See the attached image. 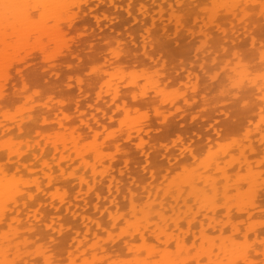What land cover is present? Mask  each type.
<instances>
[{"label": "rangeland", "instance_id": "1", "mask_svg": "<svg viewBox=\"0 0 264 264\" xmlns=\"http://www.w3.org/2000/svg\"><path fill=\"white\" fill-rule=\"evenodd\" d=\"M31 1H33L32 2L33 4L29 2V6H28L29 9H27L26 12H25V10L23 12V9L21 10V13H20V11H18V12L20 14L25 13L24 15H26L25 16L26 19L32 20L33 23L40 24L41 27L42 26L46 27L49 24L48 26H50V28H52L51 31L53 30L54 33H55V31L59 30L58 31V34H59V32L60 33H61V31L63 32V29H66V30H64V32H66L64 34V40L67 38L68 41L69 40L71 41L70 47H72L73 51H72V53H70V55H68L66 57L68 61L67 60L65 61V58H64V60H62V61L60 60L61 63H59L60 61H58V60L60 58L58 55L60 54L61 51H63V52L65 51L64 45L66 46L65 43L68 44L67 40H65V43H62V41H60L61 43L58 42L59 44L57 43V45H55V43L57 41L55 43L52 42L51 45L49 44L51 46L50 58L56 60V57L58 56L57 57L58 59L56 60V64L58 65L60 72H59V75H57V74H54L57 72H55V71L51 72L50 71V70L53 71L54 69L49 68V67H51V66H49V59H45V57L43 58L41 54H40V56H38V53L35 52L36 50L39 52V50L36 48L37 41H38V45H40V43L42 42V41L40 42L38 40L39 38H42V36L41 37L38 36L37 37L38 39H35V37L37 35H39V33H38L39 32L38 31L39 26L37 28L34 25H30L27 30L25 29L24 35L25 36L28 35L31 39V42L30 41L27 42V43H29V45H27V46H23L22 44H19L20 43V42L18 43V40H19L18 37L19 36L17 35V37H16V38H18V40H16L17 44H19L20 46L22 45L21 47H19V46L18 47L19 48L24 47V48H22V50L19 48H18V50L14 49L13 55H15V53H17V52H18V55L20 53H21V55H23V54L27 55L28 51H30L32 48H36V50H34V51L32 49V51H30V53L35 52L37 57L32 59L33 61H31V62H33V63L30 62L31 63L30 65L33 64L32 66L25 67L26 71L27 70L28 71H27V74H26V72H24V75L28 81L32 80L31 81L32 85H31V83H29V85H30L29 90L31 91V93L33 92V94H34L35 93L34 90H37L38 92H40V93H35L36 98H34V99H35V101L37 100V103L34 100L31 103L28 102L30 100L25 102L24 100H26V97L22 96L23 97V99H22L21 96H19V97L17 96V95H19V93H17L18 91H14L15 90V88H14L15 82H13L12 87L14 86L13 87L14 89L12 91L10 90L11 93L9 91H7V93H6L7 95L9 93V95H8L9 101L6 100V106L3 107L2 109H0V129H1L0 131H1V133L2 132L4 133V134L3 133L1 134V136H3L4 139L2 137L0 138V140L2 139L1 140L2 145L0 144V165L1 166L3 165V167H5V168H3L4 170H6L8 168V170H9L8 171L9 176L7 174L8 178L13 177V178H15L14 180L20 178V180L22 179V182L20 181L22 184L24 183L23 181L26 182L25 179L28 178L27 183H25L27 185L26 186L23 185L24 188H22V189H24L23 194H25V195L22 196V194H20V196H22V198L24 197L23 199L27 200L26 201L27 205H24V203H23V205H24V209H23L24 214L23 215L24 216L22 215V217H23L22 220H23V223L26 222L25 225L28 224V225H31L32 227L34 225L36 227V228L34 227L35 230H37L36 232L34 231V234L32 233L33 235H31V234L26 235L25 234V235H22V237H17L16 234L11 233L13 235V237H12V236H10L11 234L6 233L7 235L9 234L8 237H10V238L12 237V240H13L12 247L19 254L21 253V258H23L25 264H58V263L59 264H174V263L177 264L179 261L178 262L172 261L173 259H171V258H173V257H174V260L177 258L178 259L180 258L182 260L181 261L179 259L181 262H183V259L184 260L190 259L189 261L191 263L188 262V263H183V264H200V263L205 264L203 262H200V260H202V259H204V261L206 260L205 261L206 264H215V262H213V261H216V260H218L217 264H245V262L243 261V257L247 255L246 254L247 251L249 252L247 257L248 256L250 257V254L255 253L257 257L255 256V254L251 255V256H254V261L257 262V264H258V262H260L261 264H264V253L262 251V249H264L263 248L264 247V236H263L264 235V183H261L259 181V180L263 181V179H264V178L262 179V177H264V170L262 169V168H264V156H262V155H264V154H262V153H264L263 152L264 147L262 148V145L264 146V141L261 139L262 136L264 138V100H263L264 96L261 97L262 93L264 95V85H263L264 80L262 82L260 80L261 78L256 79V81L258 80L257 82L254 81V79L250 80L251 76L253 77L252 74L254 73V75H255L258 68H259L258 71L264 70V68H263L264 62L260 61V60L264 59L263 58L264 57V51L263 50L260 51V49H262V48L264 49V9L260 8L261 5H260V7L258 5V8H257L256 5H254L252 2H250L253 4V6L255 8L253 6L252 7L249 6L248 10L246 12V15H243V13L241 14L240 8H239L240 14L237 13L238 10L236 9L237 12L235 11L236 12L235 15H233V17L229 16L230 18L228 17L230 20L229 21L227 18L229 13H228V11L222 12V11H226V10L223 9L224 7H222V5L220 7V4H221L220 0H199V1L196 0V1H198L197 3H195L196 1H193V0H191V1L190 0H182V1L180 0L181 1L180 3L182 4V2H183V5L178 4L179 0H92V2H91V0L90 1L85 0L86 2H84V0H83V1H80L81 3H83V5L80 4L81 6H79V3H78L79 1L76 0V6L75 7H74L75 0H70L71 2H74V4H71V6H73V8L70 6V3H68V0H67L66 2L70 6L69 9H71V8L74 9L75 10L74 14L76 13V16L72 12L74 10L68 9V11H69L68 12V11H65L63 9L64 7L62 6L63 8H61V11H59L60 9L56 10V11L63 13L61 16V20L63 21V24H60V22H59L60 19L58 20V18L56 19L55 16L52 15L53 13L55 14V12H53V11H54V6L57 3H55L53 5V10H51L53 13H51L49 11L50 10L49 8H48L49 10L45 8L47 6H50L49 0H48L49 5H45L46 0H43L44 5H45V6L43 5L44 8L41 7L42 5L40 6L41 8L40 7L36 8V6H37L36 2L39 0H37L36 2H34V0H31ZM188 1L191 4H188L189 3ZM216 1H219V2L216 3ZM223 1H225V0H223ZM39 2H38V5H39ZM50 2L53 3L51 0H50ZM59 2H62V0ZM59 2H58V5L60 6L64 1L61 4H59ZM119 2H120V4H119ZM46 3H47V1H46ZM84 3H86L87 5L86 4L84 5ZM34 4H35V6L32 7V5H34ZM216 4H217V6H216ZM77 7L79 8V10ZM219 7H220V9H219ZM66 8H67V6H66ZM204 8H205L206 12L209 10L208 12H210V13L207 14L208 12L206 13L204 11ZM210 8L213 10L215 9V10L213 11ZM227 8L229 9V7H227ZM51 9H52V7H51ZM256 9H257V11H256ZM219 10H220V12H219ZM78 12L79 13L81 12V14H77ZM221 12L226 13L227 15L223 16V14L221 15ZM7 13L8 14L10 13L9 15H11V12H8V10H7L6 17L8 15ZM15 14H17V13H15ZM196 14H198L200 17H203V18L205 16L206 21L203 20V18L198 19V16ZM200 14L203 16H201ZM210 14L214 15L213 18ZM4 15H5V12H4ZM55 15L57 17L59 16L57 14H55ZM68 16H70V18H67ZM239 16L240 17L246 16V17L241 18L240 19L241 21L238 19L239 20L238 21L237 18ZM6 17H4V18H6ZM10 17H7V19H9ZM71 18L73 20L72 25H71V20H70ZM75 19H77V20L74 21ZM207 19L210 20L211 23H213V24L210 25L211 23ZM218 19H221V20L219 21ZM64 20H70V22L68 21L66 23V21H65V23H66L65 24L66 26H65ZM227 20L229 23L231 22L230 25H229V23L227 24ZM62 21H61V23H62ZM218 21H219L220 25H219ZM221 21H223V22H221ZM224 22H225V24H224ZM78 24H80V25L78 26ZM68 25H69V27H67ZM212 26H214V27H212ZM60 27H62V28H60ZM223 27L225 29H228L229 31L227 30V33H226V31L223 32L222 31ZM46 28H44V30ZM209 28H211L212 31L215 33V35H212L214 37V39L211 37V39H213L211 41L209 40L210 35L208 36V34H207V30L209 32H211V29H209ZM249 28H252L251 31L249 30L250 33L252 32L251 35H249L250 33L247 34V31H246ZM40 29L42 30V28H40ZM60 29H62V30L60 31ZM44 30H42V31L45 32ZM254 31H256L255 34H254ZM53 32H52V34H53ZM213 32H211L209 34H212ZM67 34L69 35V37ZM244 34H247V35H244ZM233 35H235L234 37H236L235 38L236 42L235 41L233 42V38H234ZM242 35L244 37H241ZM54 36H56V35H53V37ZM80 36L82 39L80 38ZM73 37H75V38H73ZM95 37H98L99 40H96ZM237 37L239 39L238 40L239 42L237 41ZM23 38H24V36L22 37V40H23ZM56 38H57V36H56ZM71 38H73L72 40L75 43H73ZM90 38H91V41H90ZM155 38H157V40H159L158 43H160V44H153V43H155V42H153V40ZM20 39H21V33H20ZM46 39L48 40L49 38L48 37L45 38L44 41H46ZM74 39H76V40H74ZM79 39H81V40L84 39L85 43H82L84 40L82 42H80ZM94 39H95L97 44L95 42H93ZM25 40H26V38H25ZM42 40H43V38H42ZM50 40H51V38H50ZM54 40L59 41V37L57 39H54V38L52 39V41H54ZM204 40H206V41L209 40L210 42L215 41L214 43L216 45L213 44V46L215 45L214 46L215 48L213 46H211V49H210L209 45L207 48H205L204 46L206 44H205ZM70 41H69V43H70ZM97 41H99V42H97ZM14 42H15V38H13L12 45L15 44ZM78 42H79V44H78ZM88 42L93 43L92 45L89 43V46L91 48L95 44L93 47L94 49L88 48L89 47ZM150 42H151V44H149ZM237 42L240 45L237 44L238 45L237 46L236 45ZM45 43H47V42H45ZM76 43H77V45L75 46ZM107 43L110 46H108V45L106 46ZM233 43H235V44H233ZM257 45H259L258 51L256 49ZM56 46H58V47H56ZM235 46H236V48H235ZM107 47H109V49ZM110 47L111 48L114 47V49L112 50L113 53H112V51L110 52V50H111ZM67 48L68 47L66 46V49ZM75 48L76 49L79 48V50L81 49V51L78 50L79 51L78 52L77 50H75ZM217 48H222V54L225 50V53H227V56H226V54L220 55L221 49L219 51V50H217ZM107 50H109V51H107ZM149 50H150V53H149ZM151 50H152V52H151ZM12 51H13V49H12ZM12 51H11V54L13 53ZM76 51H77V53H76ZM114 51L116 52L115 56H117V58L119 56L120 57H119V59H117V58L113 59L112 58L113 59V61H112L111 57H113L112 55L114 54ZM202 51L204 52V54L201 55V53H203ZM117 53H118V55H117ZM120 53L123 54L124 56L127 55L126 58L123 57V55H120ZM147 53L149 54V58L147 57V55H148ZM215 53H217V56ZM228 53L230 54V56ZM77 54L79 56H80V54H83L85 57L83 55H81L80 58H79V56L76 57L75 55H77ZM208 54H212V55H210V57L212 58V61L209 58ZM203 55H204V59H203ZM237 55H238V57L240 55H242L243 58L240 57V59H238ZM115 56H114V58H115ZM247 56H248V58H247L248 64L251 62L254 63L253 66H252V63L250 64V66L252 68L248 67L249 65L247 66V63L245 61ZM68 57H70V59H68ZM150 57H153V58H151L152 61H151ZM158 57H159V59H158ZM206 57H207V59H206ZM214 57H217V58H214ZM218 57H220L219 60H217ZM222 57H223V59L221 61ZM75 58H77V59L74 60ZM154 58H156L155 59L156 61L154 60ZM117 60L118 61L120 60L119 61L120 63L122 62L121 63L122 67H121V65L120 66L118 65L119 63L117 62ZM233 60H234V62H233ZM235 60L236 61L240 60V62H238V63H241V60L245 61V65L247 67L242 66V65H244V63H241V65L240 64H237V65L232 64V66H231V62L237 63ZM53 61L54 60H52L51 62H53ZM57 61H58V63H57ZM110 61H112L113 63ZM208 62H211V63L206 64ZM111 64L113 67L111 66ZM123 65H125V66H123ZM114 66H116V67L119 66L121 68H119V67L115 68ZM239 66H241L242 69H244L245 71L241 72V73L239 72L240 77L237 76V78H236L235 74H238L237 73L238 71H242V69ZM123 67H124V69H126V67L127 68L129 67V69L131 68L133 71H131V69H130V71L128 69L123 70ZM231 67L233 69L237 67V68H240V70H238L236 68V69H234V70H236L235 71L236 73L231 74L234 71V70L233 71L231 70L232 69ZM18 68H19V66H18ZM114 69L116 71H118V69H119L120 72L125 71V72H123V73H125V75H123V73L120 74L119 72H117L118 74H114V71H115ZM247 69L250 70V73L248 74L249 82L247 81L246 78L242 79L243 75L247 74V71H246ZM108 70L109 71L111 70L110 73ZM142 70H144V71H142ZM230 70L232 71L231 73L228 72ZM112 71H113V73H112ZM116 71H115V73H116ZM127 71L130 73H132V72L135 73L134 71H136L135 74H137V75L130 74ZM138 71H140V72L142 71L144 73H145V71H147V72L150 71V74L149 73L147 74V72L145 73V75L146 74L148 76L151 75L149 78L150 80H147L148 79L147 75H146L147 77L146 76L142 77L143 76L142 72H141L142 76L139 75L140 73ZM154 71H156L157 74L160 75V77H158V75L156 73H154ZM251 71H254V72L252 73ZM12 72L11 73L14 77L18 74L17 69H14ZM151 72L154 73V76H152ZM190 72L193 74H191ZM259 72L256 73L257 74L256 76L261 75V73L263 74L262 76H264V73H263L264 71L261 72L260 74H259ZM64 73H66L65 77H64ZM106 73L109 76L108 81H111V79L113 80L112 77H115L114 75L120 74L119 75L120 78H117V80L119 79L117 82L119 84L116 83L117 87L113 85L116 77L113 80V82L111 81V83H109L110 85L109 84L107 85L108 81L107 80L105 81V79H107V78H105V77H107ZM229 73L231 75H233V77H235V80L237 79L240 82L242 80L244 81L243 83H241L242 86H241V84L239 85L242 88L241 92H239L240 87L238 88V85H236L235 83H234L235 85L233 84L234 81H233V79H230V77L228 76ZM110 74H112V75H110ZM127 74L133 75V77L131 78L128 75L127 77H130L131 79L130 78L127 79L126 78ZM134 75L136 76L137 80L134 79L135 78ZM17 76L15 78H17ZM75 76H77V77H75ZM137 76L140 77L141 79L138 78ZM262 76H260V77H262ZM61 77H64V79H61ZM101 77H104V79L101 80ZM110 77H111V79H110ZM121 77H122V79H121ZM124 77H125V79H124ZM153 77H158V78L155 79ZM228 77H229V80L227 79ZM233 77H231V78H233ZM78 78H80V79H78ZM19 79L20 78H18L17 81ZM86 79H87V82H85ZM126 79L128 80V82H126L127 81ZM151 79H153L155 82H159V83H155L154 81H152V83L154 82L153 84L157 85L156 87H153L154 85L152 83H151L152 85L149 83V81L151 82ZM160 79H162V80H160ZM262 79H264V78H262ZM52 80L53 81L55 80V81L53 82ZM60 80H62L63 83ZM130 80H133L132 83L135 82L136 83L135 86H137V87L132 88L131 85H130L131 87L129 85H126V83L128 84L129 82H131ZM134 80H136V81H134ZM231 80H232V83H231ZM237 80L235 82H238ZM121 81H124L123 83H125V85ZM137 81H138V85H137ZM252 81L254 83H256V85L253 84ZM19 82H20V80H19ZM105 82H106V84H104ZM144 82L146 84H144ZM160 82L162 84H160ZM251 82L253 85L249 87V84L251 85ZM259 82H261V83H259ZM85 83L86 84L88 83L90 87L88 85H86ZM147 83H148V85H147ZM164 83H165V85H163ZM257 83H258V85H257ZM82 84H84V86ZM120 84L121 85L123 84V85L121 86ZM243 84L245 86H243ZM259 84H260L261 88L259 87ZM48 85H49V87L52 86V91H51V88L47 87ZM57 85L63 86V87L59 86L61 88L60 91L58 90L59 88L57 87ZM64 85L67 86V88L69 86V88L68 89L65 88ZM158 85L160 86V88L158 87ZM108 86H109V88H112V89H109ZM139 86H141V87H139ZM164 86H167V87H165V90H166V88H169V89H167V91L169 90L170 92L166 91L167 93H169V97L166 95L164 97V94H166V93H162V95L164 97L163 98L161 96V94L158 92V90L163 89ZM254 86H255V88H253ZM82 87H84V89ZM138 87L141 88L142 90L141 91L139 90V92L137 91V93H136V90L139 89ZM145 87H147V90ZM152 87H153V89H155L157 87L159 89L157 88L158 90L155 89V90L151 91L150 89H152ZM200 87H202V89ZM244 87H246V88H244ZM53 88L55 89L54 91L58 90V91H56L57 95L53 92ZM249 88L250 89L252 88L255 91H253L251 89L253 92L250 93ZM31 89H33V90H31ZM114 89H115V91H116V89L118 90V93L120 94L119 95L120 99H122V100H119V102L121 101L120 103H118V102L116 103V107H117V104L122 105V102H125L126 104H124V107L122 105L123 108H120L121 106L118 108H113V107H115V104L112 105L114 103V99H111V98L115 95ZM133 89L135 92L133 91ZM260 89H263V91H261ZM63 90H65V91L63 92ZM121 90H122L123 94L125 93L124 95L122 93H120ZM148 90H150V91H148ZM201 90H202V92H201ZM44 91H46V93H48V94L50 92L51 96L49 95L47 97L48 94L46 95ZM146 91L152 92L153 94H155L157 92L159 95V98H158V96H157L158 99L155 98V100L153 98H151V95H153L152 93H149L150 96H149V94H146V96L148 98L145 95L143 96L142 94L146 93ZM171 91L173 93L176 92V94L172 93L173 96L175 95L174 97L173 96L171 97ZM12 92H13V94L16 92L17 97H15L14 96L15 94L13 95ZM88 92H90V94H93V95L91 96L90 94H88ZM132 92H133V94L135 93L136 95L134 94L135 95L134 96L132 94ZM161 92H163V91H161ZM31 93H30V95H31ZM41 93L43 94V96ZM53 93H54V95H53ZM63 93H65V94H63ZM258 93H261V96H259ZM37 94H40V97L42 96L41 98L38 97V99H40V100L37 99V96H39ZM62 94H63V96H62ZM110 94H114V95L111 96ZM202 94L203 95L205 94V96H206L207 106L205 105L204 102L203 103L201 102V98H203ZM11 95H13V96H11ZM102 95H103V97H102ZM137 95L142 96V97H138ZM155 95H157V94H155ZM176 95H177V97H179L178 99L176 98ZM255 95H257V96L255 97ZM87 96H89V97H87ZM100 96L103 100L101 98L97 99V97H100ZM122 96H123L124 100H123ZM136 96H137V100H134L136 98ZM205 96H204V99H205ZM9 97H10V99H9ZM14 97L16 98L17 101L19 100L18 101L19 103L15 102ZM31 97H32V95H31ZM95 97H96V101H94ZM152 97H156V96H152ZM166 97H167V99H165ZM170 97L175 100L173 102H176V105L175 104L171 105L172 103H169L170 105L167 104V102L171 101V100L170 101L168 100V99H170ZM247 97L248 98L252 97L253 99H251V98L247 99ZM51 98H52V100H51ZM90 98H93V99H90ZM149 98H150V100L148 101L147 99H149ZM180 98H181V100H180ZM21 99H22V101H21ZM100 99L102 102L103 101H105V102L109 101L111 103L113 101V103H111V105L109 102H108V105L106 103L107 107L109 108L108 109L107 107H105L106 106V105H104L105 103H98L99 102L98 100H100ZM176 99L178 100V102ZM188 99H192L190 101L193 104H190ZM193 99H195V101H193ZM204 99L202 101H205ZM244 99H246V100H245V104L243 105ZM13 100L17 104H14ZM54 100H55V104H54ZM110 100H112V101H110ZM165 100H167V102H164ZM65 102H68V103H66L67 106L65 105ZM130 102H131V104H130ZM9 103H11V104H9ZM61 103L64 104V106ZM246 103L248 104L247 106H245ZM58 104H61V105H58ZM99 104L102 106H100ZM180 104L182 105L180 107L181 109H179V107L177 106V105L180 106ZM261 104H263V105H261ZM54 105H56V106L54 107ZM57 105L59 106V108ZM126 105H127V107L129 105L130 109H129V107L127 108ZM132 106H133L132 110H134V112L131 110ZM135 106H137V107L134 108ZM182 107H183V109H182ZM55 108H57V109H55ZM61 109H63V111L66 110V111H64V113H66V115H64V113ZM120 109H121V111H120ZM115 110L116 111L119 110V113H121V115L118 112H116ZM138 110L141 112H139ZM60 111H61V113H59ZM130 111H132V112H130ZM163 111L165 112V114H167L166 115L167 119H165V116L163 115ZM129 112L132 114L130 115ZM67 113L69 114V116L71 113V116L69 117V119L67 118L68 121H66V122L69 125L73 124L72 125L73 127L71 129L72 132L67 129L68 127H63L59 124V122L58 123L56 122V121H59V118L61 117L59 115H62V117L64 118L65 116L68 115ZM107 113H111V115L107 114ZM138 116L141 119H139V120L137 119V122L135 121L134 123H136L137 126H140L143 129L149 128V130L147 132L148 134L145 132L146 129L142 130L143 132L141 131V133L142 134L146 133L147 135H151V137L148 138L147 141L149 142V144L151 142H153L155 144V147H156L155 150H153L154 145L150 144L153 147L149 146V144L147 145L148 142L146 143V141H145L146 145L144 144V140H142V138H143V136H145V134H143V135L141 134L142 138L141 137L137 138L138 136H136L134 134V132H136V134H137V132L141 128L135 129L137 131L132 130V129H134L133 128L134 125H133V127H131L133 122L130 125L128 120L130 121V119H136V118H138ZM83 118L84 119L86 118L87 121L84 120ZM56 119H58V120H56ZM60 119H62V118H60ZM95 119H98L99 122L103 125V127H104V128L102 127L103 130H102V128H100L102 125L97 124V121ZM35 120L37 121V123ZM83 120L86 122H88V121L92 122V120L96 121V122L94 121L96 124L95 126H97V127L99 126L100 131L102 130L101 132H99V129H98V137L95 133H93L91 131V129L89 128L88 125H87L88 127L86 126V124ZM103 121H104V123H103ZM165 122H167L168 124H166ZM17 123L23 124V127L27 128V129L22 131L20 129L19 125L17 127V125H16ZM141 124H143V125H141ZM166 125L168 127H166ZM137 126H135V127H137ZM14 127L15 128L17 127V128L15 129ZM53 128H55V129H53ZM56 128H58V129H56ZM219 131H220V133H219ZM80 132H81V134L85 133V135L84 134L81 135ZM205 132H206L207 136L205 135ZM130 134H133L132 136L134 139H131ZM83 135H84L83 138H85L84 139L85 142L83 143V146L81 145V148L83 151V152L82 151L81 152L85 153V151H88V153L90 152V154H92V156L87 155L88 154L87 153V154L81 155V157L79 158L78 156L80 155L81 148H80V150H79V148L76 149L74 151V153L72 150L75 148L77 142H78L77 144L82 143L81 140H82ZM147 135L144 137L145 140L147 138ZM135 137L137 138V140ZM78 138H80L81 140L80 139H79L80 141L77 140ZM63 139L65 141H63V143H62L61 140H63ZM67 139L70 140L69 143H66ZM251 140L253 141V144L250 143ZM261 140H262V142H261ZM112 141H115V145L113 143V147L111 146V148H109L110 145L107 147V143L111 144ZM64 142L66 144H69V145H67L68 147H70V144H71L72 147H74V148H72V150H71V147L67 148V146L65 145ZM259 142L262 145L259 144ZM5 143H7V144L11 143L12 144V145L6 144V147L12 146L15 150H17V153H15V154L22 152L21 156L24 157L26 155L25 157H27L29 160L31 159L30 160L31 163H30L28 161V159L26 158L27 162H29L32 165V166L27 165V167H26L27 169L30 167L28 169V171L26 168H21V167H20L21 169L18 168L19 164H20L18 157H17V161H15L17 155L16 156H15V154L13 155V156H15V159L13 156L12 157L10 156L12 151L13 152H15V151L13 150L12 147L8 148V150L6 147L4 148L3 144H5ZM100 144L101 145L104 144L103 147H105V145H106L107 149L105 148V151L110 150V152H107V154L109 153L110 155L113 156L114 152H116L115 156H117L116 157L117 160H115V159L111 160L112 158L109 157V158H107L108 165L106 163V158L104 160L105 163H103L105 165L100 164L101 166L104 167V169H102V170H104L105 173H106V171H108V173H110V176L108 177L109 183H104L103 181H101V183L98 184L96 181L102 180L100 177H102L101 175L104 173V171H102L103 173L101 175L98 173L97 179L99 178V180H95L97 175L95 176L93 164L91 163L92 165H90V162L94 161L93 163L95 164V161L98 159V155H97L96 151H98V150L104 151L103 150L104 148ZM118 144L121 145V146L119 145V147H122V144L124 145L122 150L119 149ZM249 144L252 145V149H253V147L258 148V150H256L257 152L255 150H254L255 152L253 150H252L253 152L249 151L251 149V148L249 149V147L251 146ZM243 145H248V148L246 147L247 150L245 148L240 147ZM257 145H259V146H257ZM57 146H58V148H57ZM229 146H232V147L230 148ZM64 147H66L67 149L65 148L66 150H64ZM76 147H80V145L79 146L77 145ZM151 147H152V149H151ZM46 148H47V150L49 149L47 152H46ZM149 148L152 152L149 150ZM173 148H176V149H173ZM233 148H236L239 151L236 149H233ZM241 148L244 149L243 152L241 151L242 153H244L245 151L247 153L248 152H252V153L251 154L248 153L249 155L247 153H244L247 156L245 155V158H243L242 155H244V154H242V153L239 154ZM260 148H261V150H260ZM57 149H60V151H57ZM185 149L187 152L185 151ZM196 149H199L198 154H200V155L195 154L197 156V158L199 157V159H197V158L195 159L192 155L194 152H197ZM225 149H226V151H225ZM230 149L231 150L233 149V151L229 152L228 150H230ZM9 150H11V151H9ZM118 150H119V152H118ZM173 150L175 151L174 153H173ZM156 151L159 154L156 153ZM224 151H225V153H224ZM9 152H11V153H9ZM38 152L43 157L37 156L36 153L39 154ZM169 152L171 153V156L169 155ZM219 152L221 155L219 154ZM103 154L105 155V153H103ZM172 154H175V155H172ZM232 154L234 156H232ZM167 155H169V157L173 156L172 158L175 160V162H174L175 166L173 164L174 160L172 161V159H171L172 162L169 161L170 159L168 158ZM237 155H238V158H237ZM239 155H241V157L243 159L240 158ZM119 156H120V158H119ZM153 156H154V158H153ZM188 156H189V158H188ZM224 156H225L226 160L223 161L222 158L225 159ZM256 156H258V157H256ZM126 157H128V159ZM174 157H176L177 161L180 160V161H178V163H180L181 160H183L182 163H180V166L176 165L177 161ZM182 157H183V159H182ZM186 157L189 160L188 159L184 160V158L186 159ZM12 158L14 159V161ZM118 158L120 159L119 161H118ZM252 158L253 159H255V158L260 159V161H258V162L259 163L261 162V165L256 160H255V162L254 161L252 162L251 161V160H253ZM79 159H80V161H78ZM227 159H228V161H227ZM229 159L231 161H229ZM249 159H251V160H249ZM214 160H216V162H214ZM116 161H118V162H116ZM120 161H122V162H120ZM123 161H126L129 164L126 162L123 163ZM167 161L170 162V165L172 164L171 167H170V165L169 166L167 165V163H168ZM186 161H188V163ZM15 162H18L19 164L15 165L14 164ZM163 162H165V163H163ZM184 162H186L187 164ZM222 162H224V163L226 162V165ZM228 162H229V164L231 163L233 165L230 166L229 164H227ZM183 163L185 164L184 166L182 165ZM221 163H222V167H224L223 165L226 166L224 171H225V173L229 172L230 176L227 173L229 176V179L227 178L226 174L223 175L224 173L221 172L223 170L222 168H221V171L219 170L221 172V174L219 171L214 172L215 175H214V173H212L214 171V170H211L214 168V167L212 168L213 164H215V165L217 164L216 166H219L218 164H220V167H221ZM256 163H258L259 165ZM200 164H202V166L210 164V166H208V168L210 167V169L206 168V170H204V171L208 170L207 172L210 173V175L207 172H205L204 174H206L207 177H208V175H209V177L210 176H212V177L214 176V177L213 178L210 177L211 179L210 178L207 179V177L204 176L205 178L202 177V178H204L203 179L204 181L202 182L201 180L200 181L198 180V179H201L200 176L198 178L194 176L195 178L193 177L192 180H190V181H192L191 182L192 186H189V189H188V188H186L187 185H185V188L187 190H185V189L183 190V191H185V193L187 195H189L186 197V198H188L187 200H186V198H185V200L183 199L184 198L183 196H185L183 191L182 192L181 191L176 192L177 191L176 188L174 189V191H171L172 188H174V187H171V185L176 186L174 182H177V181L183 179V177L182 178L179 177L180 173H181V176L182 175L185 176L189 172L187 170H195L196 169L195 167H197L200 170V168L201 169L203 168L202 166L201 167L197 166ZM100 165H98L99 167L96 165V169H99V171L101 172V170H100L101 166ZM255 165H256V167H255ZM150 166H152V168ZM228 166H230V167H228ZM234 166H238V169H237V167H234ZM241 166L244 168L245 171L248 172V173L247 172H245V173L249 174V176H250L249 172H252L251 173L252 175H254L256 173L254 175L256 177V179L259 178L258 176H260V179L259 180L257 179L258 182H256L255 185L248 186L249 183H246V182H251V180L250 179L248 180L249 176L245 175V173H242V176L238 175V173H240V175H241V172L243 171V168L241 169ZM32 167L35 169L34 171H33ZM172 167H173V169H172ZM239 168L241 169V171ZM214 169L217 170L219 168H214ZM209 170H210V172H209ZM232 170L234 171L233 174H232ZM24 171H25V173H24ZM36 171L38 174L36 173ZM171 171H173V173ZM49 172L52 174L53 180L49 179L50 177L49 178L47 177V174ZM196 172H197V170H196ZM196 172H195V175H197L199 173V172H197V174H196ZM201 172L202 171H200V173ZM190 173H192V171H190ZM235 173H237V174L235 175ZM34 174H35V176H34ZM216 174L217 175L219 174L217 180L218 181L223 180L222 181L223 184L222 183L219 184L221 181H219V183L216 181ZM23 175H25V177L21 178V176H23ZM83 175L85 176L86 182L82 178ZM156 175L159 177H157ZM164 175H166V177H168V178H164L163 177ZM177 176H178L179 180L178 179L176 181L173 180V179H176ZM219 176L222 178H219ZM246 176H248L247 179H246ZM35 177H37L38 180L35 179ZM231 177H233L232 178L233 180L236 178V180L234 182L235 184L233 183L232 179H230ZM13 178H11V179H13ZM41 179H42V181H41ZM121 179H123V182L121 184L119 183L120 186H118L114 191L111 188V182L113 180L119 181ZM156 179H157V181H156ZM205 179H207V180H205ZM33 180H35V181H33ZM160 180H161V182H159ZM239 180H240V182H239ZM241 180H243V181L246 180V181H245V183H242ZM31 181H32V183H31ZM40 181L42 182L41 185H40ZM51 182H52V184H51ZM206 182L211 183L214 186L220 185V187H215L216 191L214 190V193L211 191V195H210V194L205 193V192H209L210 190H213V188L208 190L209 189L208 185H209V187L211 185L206 183ZM228 182H229V184L232 182V184L235 186L233 187L232 185H229ZM237 182L241 183L244 186H242L241 184L236 185ZM201 183L202 184L205 183L204 185L207 186V189L203 192L201 190H200V192L197 190L198 193L196 190H195L196 191L195 192L194 189L196 187L197 188H204L201 185ZM194 185L196 187L194 189H190V187L192 188ZM182 186H177V189L179 188V190H180V187L183 189L184 187H182ZM231 186L234 188V190L232 189ZM238 186H239V188H238ZM25 187H30V188H28V190H30V191H28L27 188H25ZM161 187L162 188L164 187L165 189H162ZM235 187L238 189H235ZM157 188H159V189L157 190ZM149 189H151L150 193H152V194H153V192L157 191L155 195L153 194L155 197L152 194L151 195L153 198L151 197V195H150V197L148 196L147 191H149ZM25 190L27 191V194L29 193L28 196H26L27 194H26ZM163 190H165V191H163ZM220 190L222 192H224V194H227V192H228L229 194L231 193L232 195L231 194L230 195L229 194L224 195L220 192ZM239 190H240V192H238ZM241 190H242V192H241ZM134 192H136L138 194V195L136 194V196L139 197L138 199H140L138 201L140 203H137V201H136L135 204L136 203L139 204L142 209L137 204L135 206H136V208H137V206L139 207L138 211L140 212V214H142V213L144 214V217H141V219L139 218L140 220H137L139 216L135 217V215L137 216L140 214H138V211L137 212L135 211L137 209L134 208L132 201L128 198V195H134ZM217 192H219L222 195H219V193H217ZM101 193H104V194H101ZM116 193H118V194H116ZM196 193L197 194L200 193L199 195H201V193H202V195L204 197H201V196L196 197L197 195L196 196L194 195ZM241 193H243V195ZM56 194L58 195V198H57V196H55ZM100 194L104 197L100 198L99 197ZM182 194H184V195L182 197H180ZM206 194H207V196H206ZM238 194L240 195L239 197H241V198H239V199L240 200L242 199L241 200L242 202L237 201V200H239L238 196H237ZM244 194L247 196V198H245ZM162 195H164V196L162 197ZM29 196H30V199H32V201L30 200L31 202L28 201V199H26ZM59 196H65V197H63L61 199ZM89 196H90L89 200H91V202H90L91 206H90V204H88V206H87V202H86V198H88ZM92 196H93V198H91ZM231 196H233V197L237 196V200H235L236 198H233ZM242 196H244V197L242 198ZM207 197H208V199H207ZM230 197L232 198V200H230ZM59 198H60V200H63L66 198H68V199L64 200V202L63 201L60 202L58 200ZM156 198H160V199H158V201L159 200L160 201L158 202ZM225 198H227L229 200L227 201V199H225ZM19 199H20V197H19ZM151 199L154 201V204H153ZM154 199H156L157 203H155ZM163 199H164L166 204L164 202L161 204ZM193 199H196V200H193ZM245 199L246 200L248 199L247 202H245L246 201ZM7 200H8V198H7ZM102 200H104V201H102ZM150 200L152 203L151 207H149L150 206V204H149V206H148L149 209L145 208V210L147 212L146 215L148 216L147 217L145 215L146 212L144 211V206L146 203L148 204V202ZM72 201L73 202L77 201V203L74 202V204H72L73 203ZM183 201H184V203H183ZM188 201L193 202L192 204L194 206L192 204H190V202L188 205ZM231 201H233V202H231ZM235 201L238 204H236ZM5 202H6V200H5ZM142 202H144V203L146 202V203L142 204ZM9 203H10V201H9ZM9 203H7V204L9 205ZM70 203L72 205H70ZM80 203L82 204L81 207H84V209L86 210L85 211L86 214H87V212H88V214L90 212H92L94 218H95V216H97L96 219H98L99 221L100 220L102 221V218H103V222H100L101 225L98 224V222H94L93 226L91 225L92 227H90L87 223H85V220L83 218H81L82 214L79 210V207L81 205ZM169 203L170 204L172 203L174 206H172V204L170 205ZM178 203H180V204L182 203L183 205L179 204L180 206L179 205L176 206L175 204H178ZM240 203H242V204H240ZM11 204L12 203H10L9 206H11ZM19 204L22 205V203H19ZM58 204H60V205H58ZM77 204L78 205L80 204V205L76 206ZM141 204L143 206H141ZM163 204H165V205L163 206ZM23 205L21 207H23ZM30 205H32L33 208ZM166 205H167V207H166ZM232 205H234V207ZM14 206L15 205H13V207ZM25 206L27 207V209H29V208L30 209L29 210L25 209L26 208ZM73 206L75 207L76 211L80 212V214H81L80 216L76 215V211H74L73 209H71V211H70V208L71 207L73 208ZM162 206H163V209L165 211L163 209H161ZM190 206L192 207L191 210L189 209ZM154 207H156L159 210L158 211L155 208V212H154L155 214H157L156 212H158L160 214V211H164L166 214H164L163 216L161 214L160 215L159 214H157V215L152 214L153 212L151 210L154 211ZM12 208H10V210L13 212V214L16 213L15 211H17V209L14 210ZM184 208H186V210H184V212H182L181 209H184ZM84 209H83V211H84ZM179 209H180V211H179ZM10 210H9V212H10ZM25 210H27L26 211L27 217H25V213H26ZM228 210H229V213H228ZM247 210H248L247 213L251 212L252 215H250L251 213L246 214L245 212ZM33 211L35 214H32ZM81 211H82V208H81ZM58 212H59V214H57ZM164 212H162V214ZM196 212L197 213L199 212L198 215H196ZM92 213H90V214H92ZM194 213L196 216L194 215ZM203 213H205V214H203ZM13 214H11V215H13ZM36 214H37V217L40 215L41 216L46 215V217L48 216L49 218L45 217L46 218L45 221H43V222L41 221V223H40V222H37ZM94 214H96V215H94ZM102 214L103 215L107 214V215L103 216ZM185 214H187V215H185ZM230 214H232V217H230L231 216ZM193 215H194L193 218H196V222H193V219L190 220L191 216H193ZM44 216L42 218H44ZM100 216H101V219H99ZM197 216H199V218H198L199 220L197 219ZM124 218H126V219H124ZM220 218H221V220H220ZM115 219L119 222V224H121V222L123 221L122 224L116 225L118 222ZM42 220H44V219H42ZM7 221L9 223L13 222L10 219H8ZM144 221H146V222H144ZM8 222H7V224H8ZM2 223H4V222H2ZM2 223H1V225H2ZM5 223H6V221H5ZM7 224H5V226H2V227L0 226V229L4 230L5 228H8L6 230H9L11 232V229H14L15 227L9 229L10 226L7 227L6 226ZM51 224L53 225L52 227H51ZM15 225H16V223L14 224V226ZM54 225H56V226H54ZM54 227L56 228V231L59 227L61 228L60 230H62L63 228H66V229L62 230L64 232V234H63V232H59V230H58V232H56ZM256 227L259 228V230L261 231L260 235H258V234L255 235V233H254L255 229L254 228H256ZM74 228H75V230H74ZM234 228H237L238 231L239 230H241V231L238 233V231H235ZM249 230L251 231L250 233L247 232ZM9 231H6V232H9ZM39 231H41V232H39ZM78 231H81V232H78ZM204 232H205V234H208L210 237H212V239L214 241L212 239L209 240L210 239L209 236H204ZM2 233H5V232L3 231ZM79 235L81 237L80 240L78 239ZM176 236H178L177 238H179V239L181 236V241H183L182 247H181L180 241H177ZM203 236H204V239H203ZM230 237L233 238L234 241L238 240L237 243L239 241H241L244 244L242 246L241 242L238 243V244H240V246L238 245L239 248L241 247L242 250L247 249V248H249V249L244 251L243 252L244 254L239 255V253H237L238 252L237 251L238 246L233 241V243H235V245L237 246V248L234 251H237V252H235L236 254H234V252H233L231 255V251L229 250V247L231 244L229 245L227 243L228 239H230ZM260 237H262V239H260ZM206 240H208L209 242ZM217 240H220L221 242L227 243L225 245H228L229 247L226 246L228 249L226 252L225 251L223 252L224 244H222V243L219 244L220 241L218 242ZM210 241H212V242H210ZM216 241L218 243L213 244V242H216ZM211 244H213V246H209ZM185 245L188 247H186ZM235 245L232 244L231 249ZM245 245H246V247L247 246L248 247L245 248L244 247ZM190 246H193V247H190ZM169 247H171V248H169ZM183 247L185 249H182ZM189 247H190V249H189ZM210 247H212V248L209 251L208 249H210ZM221 247H222V249H221ZM217 248H219V249H217ZM179 249L181 250V254H183L182 250L185 251L184 256L186 255L185 256L186 258L182 257V255H180ZM186 249H188L190 251H188ZM224 249H225V247H224ZM259 249H261L260 250L261 252L257 253V251ZM213 251H214V253H213ZM188 253H189V255H188ZM175 254H177V255H175ZM237 254L239 256L236 258L235 256H237ZM149 256H153V258H150ZM209 256H212V258H214L216 260L211 261L212 258L211 257L208 258ZM231 257H233V258H231ZM256 258H258V259H256ZM181 262H180V264H181Z\"/></svg>", "mask_w": 264, "mask_h": 264}, {"label": "bare ground", "instance_id": "2", "mask_svg": "<svg viewBox=\"0 0 264 264\" xmlns=\"http://www.w3.org/2000/svg\"><path fill=\"white\" fill-rule=\"evenodd\" d=\"M36 1H37V0H34V2H36ZM39 1H40V2H39ZM39 1L36 2V4H37L36 8L40 7L41 5H42L41 7H43V5H44V1H43V0H39ZM46 1H47V3H46ZM46 1H45V5H49V4H50V6H47V7H45V8H46V9L49 8L50 10H49V9H48V10H49L51 13L55 12V14L59 15V16L57 17L54 13L52 14L53 16H55L56 19H57V18H58V20L60 19V20H59L60 24H63V21L61 20V16H62L63 13H62V12H59V11H61V8H63V7H64L63 9H64L65 11H68L69 7L71 6V4H74V2H71L70 0H68V3H70V6H69L68 3L66 2L67 0H62V2L64 1L63 3H62V2H59V1H61V0H59V1H58V0H51V1L53 2V3H51L50 0H49V4H48V0H46ZM56 1H57V2H56ZM77 1H79V2H78V3H79V6L83 5V3L80 2V1H83V0H77ZM88 1H90V0H88ZM88 1H87V2H88ZM181 1H182V0H181ZM181 1L179 0V2H178L179 5L181 4V3H180ZM190 1H191V0H190ZM193 1H196V0H193ZM198 1H199V0H198ZM198 1H196L195 3H197ZM29 2L32 3L33 1H31V0H0V109H2L3 107L6 106V100L9 101V100H8V95H9V93H8V95H7V94H6L7 91H9V92L11 93V91H12L14 88H15L14 91H18L17 93H19V95H17L18 97L21 96L22 99H23L22 96L26 97V100H24L25 102L28 101V100H30V101H28V102H30V103H31L33 100L35 101V99H34V98H36L35 93H40V92H38L37 90H34L35 93H34V94H33V92L31 93V91L29 90V88H30L29 83H31L32 80H31V81H28L27 78H26L25 75H24V72H26V74H27V71H28V70L26 71L25 67H27V66H32V65H33V64L30 65V64L33 63V62H31V61H33L32 59H34V58L37 57V56H36V53H38V56H40V54H41L43 58L45 57V59H49V66H51V67H49V68H50V69H54L53 71H52V70H50V71H51V72H54V71H55V72H57V73H54V74L59 75V72H60V71H59V67H58V65L56 64V60L58 59L57 57L59 56V58H60L58 61H60V60L62 61V60H64V58H65V61H66V60H67L66 57H67L68 55H70V53H72V51H73L72 47H70V46H71V45H70V44H71V41L69 40V41H70V43H69L68 39L66 38L65 40H67V42H68V44H67V43H65V40H64V34L66 33V32H64V30H66V29H63V32H64V33L61 31L62 29H60L61 33L59 32V34H58V31H59V30H57V31H55V33H56V34H55V33L53 32V30L51 31L52 28H50V26H48L49 24L46 26L47 28L44 27V26L41 27L40 24H38V23H33L32 20H30V19H26V17H25L26 15H24L25 13H24V14H20L22 9H23V12H24V10H25V12H26L27 9H29V7H28V6H29ZM38 2H39V5H38ZM42 2H43V3H42ZM58 2H59V4H61V3H62V4L59 6V5H58ZM84 2H86V1L84 0ZM91 2H92V0H91ZM188 2H189V1H188ZM217 2H219V1H216V3H217ZM220 2H221L220 7H221V5H222V7H224L223 9L226 10V11H222V10H221V11H222V12H227V11H228V13H229L228 16H227V18H228L229 16H230V17H231V16L233 17V15H235V13L237 12V10H238L237 13L240 14V12H241V14L243 13V15H246V12H247V10H248V7H249V6L252 7L253 4L256 5L257 8H258V5H259V7H260V5H261L260 8H261V9H262V8L264 9V0H225V1H223V0L221 1V0H220ZM250 2H252L253 4L250 3ZM254 2H255L256 4H255ZM40 3H41V4H40ZM55 3H57V4L55 5L56 7L54 6V11L52 12L51 10H53V5H54ZM193 3H194V2H193ZM193 3H192V4H193ZM213 3H214V2H213ZM32 4H33V3H32ZM65 4H66V5H65ZM80 4H81V5H80ZM85 4H86V3H84V5H85ZM119 4H120V2H119ZM188 4H191V3L189 2ZM45 5H44V6H45ZM86 5H87V4H86ZM181 5H183V2H182ZM214 5H215V4H214ZM34 6H35V4L32 5V7H34ZM58 6H59V7H58ZM62 6H63V7H62ZM66 6H67V8H66ZM75 6H76V0H75L74 7H75ZM216 6H217V4H216ZM27 7H28V8H27ZM41 7H40V8H41ZM51 7H52V9H51ZM71 7L73 8V6H71ZM181 7H182V6H181ZM220 7H219V9H220ZM227 7H229V9H228ZM253 7H254V6H253ZM36 8H35V9H36ZM43 8H44V7H43ZM65 8H66V9H65ZM72 8L69 9V10H74V9H72ZM77 8H78V7H77ZM239 8L241 9L240 12H239ZM254 8H255V7H254ZM260 8H259V9H260ZM35 9H34V10H35ZM57 9H60V10H59V11H56ZM75 9H76V8H75ZM82 9H83V8H82ZM206 9H207V8H206ZM210 9H211V8H210ZM221 9H222V8H221ZM236 9H237V10H236ZM4 10H5V11H4ZM7 10H8V12H11V15L13 14V15L11 16V15H9L10 13H9V14L7 13V14H8L7 17H10V16H11L9 19H7V17H6V12H7ZM78 10H79V8H78ZM80 10H81V9H80ZM207 10H208V9H207ZM211 10H213V9H211ZM214 10H215V9H214ZM214 10H213V11H214ZM18 11H20V13H19ZM65 11H64V12H65ZM204 11L206 12L205 8H204ZM208 11H209V10H208ZM208 11H207V12H208ZM235 11H236V12H235ZM256 11H257V9H256ZM4 12H5V15H4ZM68 12H69V11H68ZM70 12H71V11H70ZM72 12H73V14H74L75 10L72 11ZM72 12H71V13H72ZM205 12H204V13H205ZM207 12H206V13H207ZM216 12H217V11H216ZM219 12H220V10H219ZM222 12H221V15H222V14H223V16H224V15H225V16L227 15L226 13H222ZM15 13H17V14H15ZM51 13H50V14H51ZM206 13H205V14H206ZM209 13H210V12H208L207 14H209ZM213 13H214V12H213ZM244 13H245V14H244ZM77 14H81V12H80V13L78 12ZM23 15H24V16H23ZM74 15L76 16V13H75ZM196 15L198 16V19H199V18H203V17H200L198 14H196ZM200 15H201V14H200ZM210 15H211V14H210ZM77 16H78V15H77ZM201 16H203V15H201ZM211 16H212V18H213L214 15L212 14ZM223 16H222V17H223ZM241 16H242V15H241ZM4 17H6V18H4ZM230 17H229V18H230ZM245 17H246V16H245ZM245 17H240V16H239V17L237 18V20H238V19L240 20L241 18H245ZM67 18H70V16H68ZM73 18H74V17H73ZM219 18H220V17H219ZM224 18H225V17H224ZM224 18H223V19H224ZM229 18H228V20H229ZM10 19H11V20H10ZM12 19H13V20H12ZM81 19H82V18H81ZM70 20H71V25H72V22H73L72 18H71ZM70 20H64V25H65L68 21L70 22ZM76 20H77V19H75L74 21H76ZM203 20L206 21L205 16H204ZM207 20H208V19H207ZM212 20H213V19H212ZM218 20L220 21L221 19H218ZM224 20H225V19H224ZM228 20H227V24L229 23ZM234 20H235V19H234ZM239 20H238V21H239ZM61 21H62V23H61ZM65 21H66V23H65ZM154 21H155V20H154ZM208 21H210V20H208ZM219 21H218V23H219ZM229 21H230V20H229ZM240 21H241V20H240ZM80 22H81V21H80ZM221 22H223V21H221ZM225 22H226V21H225ZM225 22H224V24H225ZM232 22H233V21H232ZM81 23H82V22H81ZM208 23H209V22H208ZM210 23H211V21H210ZM230 23H231V22H230ZM230 23H229V25H230ZM212 24H213V23H211L210 25H212ZM30 25H34V26L37 27V28H38V26H39V28H38V31H39L38 33H39V35H37V34H38V33H37V34H36L37 36L35 37V39H38V38H37L38 36H39V37L42 36V38H43V40H42V38H39V39H38L40 42L42 41V42L40 43V45H38V41H37V43H36V45H37L36 48L39 50V52L36 50V48H32L33 51L36 50V51H35L36 53L34 52L35 54H34V53H30V51H32V49H31L30 51H28L27 55H25V54L21 55V53L18 55V52H17V51H16L17 53H15V55H13V54H14V49H17V50H18V48L21 47L22 45H23V46H27V45H29V43H27V42H29V41L31 42L30 37L27 35V36L29 37V38H28L27 36L24 35V33H25L24 31H25V29L27 30L28 27H29ZM64 25H63V26H64ZM79 25H80V24H78V26H79ZM207 25H208V24H207ZM219 25H220V23H219ZM63 26H62V27H63ZM65 26H66V25H65ZM62 27H60V28H62ZM67 27H69V25H68ZM212 27H214V26H212ZM40 28H42V30H44V28H46V29L44 30L45 32H43ZM63 28H64V27H63ZM215 28H216V27H215ZM221 28H222V27H221ZM23 29H24V30H23ZM39 29H40L41 31H40ZM49 29H50V30H49ZM209 29H211V28H209ZM251 29H252V28H249V29L246 30V31H247V34L250 33L249 30L251 31ZM253 29H254V28H253ZM213 30H214V29H213ZM215 30H216V29H215ZM227 30H228V29H225V28L223 27V30H222V31H223V32L226 31V33H227ZM254 30H255V29H254ZM22 31H23V32H22ZM67 31H68V30H67ZM75 31H76V30H75ZM228 31H229V30H228ZM52 32H53V34H52ZM208 32H209V31L207 30V34H208V36L210 35L209 40L211 41V40L214 39V37H213L212 35H215V33L212 31V29H211V32H213L214 34H213V33H212V34H209V33H211V32H209V33H208ZM255 32H256V31H254V34H255ZM20 33H21V39H20ZM40 33H41V34H40ZM195 33H196V32H195ZM251 33H252V32H251ZM251 33H250L249 35H251ZM22 34H23V35H22ZM197 34H198V33H197ZM247 34H244V35H247ZM254 34H253V35H254ZM17 35L19 36L18 38H19L20 41L18 40V38H16ZM49 35H50V36L52 35V36L50 37ZM53 35H56L57 38L59 37V41H58V40H54V41H52L53 38H54V39H57L56 36L53 37ZM67 35H68V34H67ZM92 35H93V34H92ZM194 35H195V34H194ZM229 35H230V34H229ZM23 36H24V38H23V40H22V37H23ZM77 36H78V35H77ZM234 36H235V35H233V37H234ZM237 36H238V35H237ZM47 37H48L49 39H48V40L46 39V41H44L45 38H47ZM52 37H53V38H52ZM68 37H69V35H68ZM78 37H79V36H78ZM211 37H212L213 39H211ZM233 37H232V38H233ZM238 37H239V36H238ZM238 37H237V41L239 40ZM241 37H244V36L242 35ZM13 38H15V42H14L15 44L12 45ZM25 38H26V40H27V39H28V40L26 41ZM50 38H51V40H50ZM73 38H75V37H73ZM73 38H71V40H72ZM80 38H81V36H80ZM95 38H96V40H99L98 37H95ZM235 38H236V37L233 38V42L235 41ZM40 39H41V40H40ZM62 39H63V40H62ZM81 39H82V38H81ZM81 39H79L80 42H82V41L84 40V39H83V40H81ZM85 39H86V38H85ZM155 39H156V40H155ZM155 39H154L155 41L152 39L153 42H155V43H153V42H152V43H153V44H160V43H158L159 40H157V38H155ZM16 40H18V43L20 42L19 44H22V45L20 46L19 44H17V41H16ZM24 40H25V41H24ZM74 40H76V39H74ZM92 40H93V39H92ZM105 40H106V39H105ZM209 40H207V41L204 40V42H205V44H206L204 47L207 48L208 45H209V48L211 49V46H213V44H215V43H214L215 41L210 42ZM11 41H12V42H11ZM56 41H57V42H56ZM60 41H62V43H65L66 46L68 47V48L66 49V46L64 45V49H65L66 52H65V51H64V52L61 51L60 54L56 57V60L50 58V52H51V50H50V49H51V46H50V45H51V43H52V42H54V43L56 42L55 45H57V43L60 42ZM72 41H73V40H72ZM77 41H78V40H77ZM87 41H88V40H87ZM87 41H86V42H87ZM90 41H91V38H90ZM10 42H11V43H10ZM45 42H47V43H45ZM93 42L96 43L95 39H94ZM97 42H99V41H97ZM106 42H107V41H106ZM156 42H157V43H156ZM235 42H236V41H235ZM238 42H239V41H238ZM238 42L236 43V45L239 44ZM60 43H61V42H60ZM73 43H75V42L73 41ZM82 43H85V40H84ZM89 43H90L91 45L93 44V43H91V42H88V46H89ZM210 43H211V44H210ZM216 43H217V42H216ZM16 44H17V45H16ZM49 44H50V45H49ZM58 44H59V43H58ZM78 44H79V42H78ZM96 44H97V43H96ZM149 44H151V42H150ZM233 44H235V43H233ZM48 45H49L50 47H49ZM76 45H77V43L75 44V46H76ZM86 45H87V44H86ZM94 45H95V44H94ZM94 45H93V47H94ZM107 45H108V43L106 44V46H107ZM147 45H148V44H147ZM215 45H216V44H215ZM215 45H214V46H215ZM217 45H218V44H217ZM239 45H240V44H239ZM15 46H16V47H15ZM18 46H19V47H18ZM53 46H54V45H53ZM53 46H52V47H53ZM58 46H59V45H58ZM58 46H56V47H58ZM108 46H110V45H108ZM148 46H149V45H148ZM156 46H157V45H156ZM214 46H213V47H214ZM237 46H238V45H237ZM258 46H259V45H257V48H256L257 51L259 50V49H258V48H259ZM54 47H55V46H54ZM93 47L91 48V47L89 46L88 48H89V49H90V48H91V49H94ZM216 47H217V46H216ZM227 47H228V46H227ZM11 48L13 49V51H12ZM22 48H24V47H22ZM22 48H19V49L22 50ZM73 48H74V47H73ZM107 48L109 49V47H107ZM110 48H111V47H110ZM214 48H215V47H214ZM235 48H236V46H235ZM260 48H261V47H260ZM52 49H53V48H52ZM113 49H114V47L111 48L110 52H111ZM115 49H116V48H115ZM220 49H221V51H220ZM226 49H227V48H226ZM228 49H229V48H228ZM75 50L78 51L79 48H77V49L75 48ZM217 50H219V51L221 52V53H220V55H221V54H222V48H217ZM262 50L264 51L263 48L260 49V51H262ZM11 51L13 52L12 54H11ZM77 51H76V53H77ZM79 51H81V49H80ZM79 51H78V52H79ZM107 51H109V50H107ZM128 51H129V50H128ZM151 52H152V50H151ZM200 52H201V51H200ZM202 52H203V51H202ZM229 52H230V51H229ZM73 53H74V52H73ZM112 53H113V51H112ZM112 53H111V54H112ZM115 53H116V52L114 51V54L112 55L113 57L110 56L111 59H112V58H113V59H116V58H117V56H115ZM118 53H119V52H118ZM118 53H117V55H118ZM128 53H129V52H128ZM128 53H127V54H128ZM149 53H150V50H149ZM217 53H218V52H217ZM217 53H215L216 56H217ZM236 53H237V52H236ZM239 53H240V52H239ZM78 54H79V53H78ZM78 54L75 55V56H76V57L79 56ZM129 54H130V53H129ZM147 54H148V53H147ZM202 54H204V52L201 53V55H202ZM215 54H214V55H215ZM223 54H224V55L226 54V56H227V53H225V50H224ZM223 54H222V55H223ZM228 54H229V53H228ZM73 55H74V54H73ZM81 55H83V54H80L79 58L81 57ZM120 55H123V54L120 53ZM208 55H209V58H210L211 61H212V58L210 57V55H212V54H208ZM220 55H219V56H220ZM238 55H239V54H238ZM238 55H237V57H238ZM242 55H243V54H242ZM242 55H240V56L238 57V59H240V57L243 58ZM22 56H23V57H22ZM71 56H72V55H71ZM83 56H84V55H83ZM114 56H115V58H114ZM126 56H127V55H126ZM126 56L123 55V57H125V58H126ZM150 56H151V55H150ZM229 56H230V54H229ZM250 56H251V55H250ZM84 57H85V56H84ZM119 57H120V56H119ZM119 57H118L117 59H119ZM147 57L149 58V54L147 55ZM207 57H208V56H207ZM207 57H206V59H207ZM62 58H63V59H62ZM151 58H153V57H150V59H151ZM214 58H217V57H214ZM219 58H220V57H218L217 60H219ZM247 58H248V56H247L246 59H245V61H246V63H247V66L249 65L248 67L252 68V67L250 66V64H251L252 62L248 64V62H247ZM263 58H264V57H263ZM68 59H70V57H68ZM76 59H77V58H75L74 60H76ZM113 59H112V61H113ZM155 59H156V58H154V60H155ZM158 59H159V57H158ZM203 59H204V55H203ZM222 59H223V57L221 58V61H222ZM52 60H54V61L51 62ZM217 60H216V61H217ZM262 60H263V61H262ZM262 60H260V61H261V62H264V59H262ZM58 61H57V63H58ZM61 61H60L59 63H61ZM67 61H68V60H67ZM112 61H110V62H112ZM114 61H115V60H114ZM119 61H120V60H119ZM119 61L117 60V62L119 63V64H118V63H117V64H118L119 66L121 65V67H122V64H121L122 62L120 63ZM149 61H150V60H149ZM151 61H152V59H151ZM155 61H156V60H155ZM157 61H158V60H157ZM208 61H209V60H208ZM235 61H236V60H235ZM242 61H243V60H241V63H244V65H242V66H246V65H245V61H243V62H242ZM30 62H31V63H30ZM203 62H204V61H203ZM233 62H234V60H233ZM236 62H237V63H232V62H231V66H232V64H236V65H237V64H240V65H241V63H238V62H240V60H238V61H236ZM254 62H255V61H254ZM112 63H113V62H112ZM114 63H115V62H114ZM210 63H211V62H208V63H206V64H210ZM51 64H52V65H51ZM117 64H116V65H117ZM253 64H254V63H252V66H253ZM262 64H263V63H262ZM34 65H35V64H34ZM59 65H60V64H59ZM203 65H204V64H203ZM18 66H19V68H18ZM52 66H53V67H52ZM111 66H112V64H111ZM119 66H118V67H119ZM123 66H125V65H123ZM204 66H205V65H204ZM247 66H246V67H247ZM260 66H261V65H260ZM112 67H113V66H112ZM114 67H115V68H118V67H116V66H114ZM121 67H119V68H121ZM239 67L242 69L241 66H239ZM261 67H262V66H261ZM28 68H29V67H28ZM110 68H111V67H110ZM231 68H232V67H231ZM236 68H237V67H236ZM236 68H234V69H236ZM240 68H237V69L240 70ZM255 68H256V67H255ZM263 68H264V64H263ZM263 68H262V69H263ZM14 69H17V73H18V74H17L18 76L16 75L17 78H15L16 76L14 77V76L12 75V73H13L12 71H13ZM24 69H25V70H24ZM60 69H61V68H60ZM112 69H113V68H112ZM127 69L130 71L131 68L129 69V67H128V68L126 67V69H124V67H123V70H127ZM234 69L232 68L231 70L233 71ZM258 69H259V68H258ZM258 69H257V72H256V73H258V72L260 71V70L258 71ZM31 70H32V69H31ZM114 70H115V69H114ZM231 70L228 71V72L231 73V72H232ZM238 70H237V71H238ZM248 70H249V69L246 70V71H247V74L243 75L242 79H243V78H244V79L246 78L247 81L249 82V80H248V74L250 73V70H249V71H248ZM252 70H253V69H252ZM108 71H109V70H108ZM110 71H111V70H110ZM110 71H109V73H110ZM115 71H116V70H115ZM115 71H114V74H118L117 72H119L120 74L123 73V72H125V71H121V72H120L119 69H118V71H116V73H115ZM131 71H133V70L131 69ZM142 71H144V70H142ZM142 71H141V72H142ZM235 71H236V70H234L231 74H233V73L235 74V73H236ZM244 71H245V70L242 69V71H238V72H237L238 74H235L236 76H235V75H234V76H235L236 78H237V76L240 77L239 72L241 73V72H244ZM263 71H264V70H263ZM263 71H260L259 74H260L261 72H263ZM11 72H12V73H11ZM127 72H128V71H127ZM134 72L136 73V71H134ZM138 72L140 73L139 75H141V76H142V74H143L142 77L146 76L148 73L150 74V71H148V72L145 71V73L147 72L146 75H145L144 72H142V74H141L140 71H138ZM138 72H137V73H138ZM225 72H226V71H225ZM251 72L253 73L254 71H251ZM112 73H113V71H112ZM128 73H130V72H128ZM135 73L132 72V73H130V74H135ZM151 73H152V72H151ZM154 73L157 74L156 71H154ZM154 73H152V76H154ZM190 73H191V72H190ZM226 73H227V72H226ZM230 73L228 74V76L230 77V79H233V81H234L233 84L235 83L236 85H238V88H239V87H240L239 85H240L241 83H243L244 81L242 80V81L240 82V81H238V80L236 79L238 82H235V81H236V80H235V77H233V75H231ZM256 73H255V75H254V73L252 74L253 77L251 76V79H250V80L254 79V81H256V79H260V78H261L260 80H261V82H262V81L264 80V79H262V78H264V76H262L263 74L261 73V75L258 74L259 76H256V75H257ZM263 73H264V72H263ZM13 74H14V73H13ZM65 74H66V73H64V77H65ZM106 74H107V73H106ZM114 74H113V75H114ZM120 74H119V75H120ZM130 74H127V75H126V78H127V79L130 78V77H131V78L133 77V75H130ZM191 74H193V73H191ZM62 75H63V74H62ZM75 75H76V74H75ZM110 75H112V74H110ZM119 75H114V76L116 77V79H115V77H112V76H111V77L113 78V80L115 79L113 85L116 86V87H117V84H119V83H117L118 80H119V79L117 80V78H120ZM123 75H125V73H123ZM128 75H129L130 77H127ZM135 75H137V74H135ZM135 75H134V77H135L134 79H136V76H135ZM139 75H138V76H139ZM157 75H158V74H157ZM157 75H156V76H157ZM105 76H106V75H105ZM105 76H104V77H105ZM138 76H137V77H138ZM147 76H148V75H147ZM147 76H146V77H147ZM150 76H151V75H149V76L147 77V78H148L147 80H150V79H149ZM255 76H256V77H255ZM260 76H262V77H260ZM64 77H61V79H64ZM75 77H77V76H75ZM104 77H101V80H103ZM108 77H109V76H108V74H107V77H105V78H107V79H105V81H106V80L108 81ZM111 77H110V79H111ZM122 77H123V76H122ZM122 77H121V79H122ZM158 77H160V75H158ZM158 77H153V78L157 79ZM229 77L227 78L228 80H229ZM231 77H233V78H231ZM254 77H255V78H254ZM257 77H258V78H257ZM18 78H20V79H19L20 82H19V80L17 81ZM131 78H130V79H131ZM138 78H140V77H138ZM151 78H152V77H151ZM161 78H162V77H161ZM78 79H80V78H78ZM124 79H125V77H124ZM127 79H126V80H127ZM140 79H141V78H140ZM14 80H15V81H14ZM55 80H56V79H55ZM55 80H54V81H55ZM82 80H83V79H82ZM113 80L111 79L112 82H113ZM116 80H117V81H116ZM136 80H137V79H136ZM136 80H134V81H136ZM143 80H144V79H143ZM160 80H162V79H160ZM52 81H53V80H52ZM54 81H53V82H54ZM60 81L62 82V80H60ZM63 81H64V80H63ZM111 81H108V82H107V85H108L109 83H111ZM130 81H131V82H129L128 84L126 83V85H129V86L131 85L132 88H133V87H134V88L137 87V86H135V85H136L135 82L132 83L133 80H130ZM152 81H154V80L151 79V82L149 81V83L151 84ZM156 81H157V80H156ZM163 81H164V80H163ZM257 81H258V80H257ZM257 81H256V82H257ZM13 82H15V83H14V84H15V87L13 86L14 88L12 87V83H13ZM85 82H87V79H86ZM121 82L123 83L124 81H121ZM121 82H120V83H121ZM126 82H128V80H127ZM154 82H155V81H154ZM154 82H153V83H154ZM252 82H253V81H252ZM252 82H251V85L249 84V87L252 86L253 84L256 85V83L253 82V84H252ZM261 82H259V83H261ZM263 82H264V81H263ZM62 83H63V82H62ZM62 83H61V84H62ZM65 83H66V82H65ZM80 83H81V82H80ZM83 83H84V82H83ZM116 83H117V84H116ZM153 83H152V84H153ZM155 83H159V82H155ZM231 83H232V80H231ZM14 84H13V85H14ZM57 84H58V83H57ZM59 84H60V83H59ZM68 84H69V83H68ZM72 84H73V83H72ZM72 84H71V85H72ZM75 84H76V83H75ZM85 84H86V83H85ZM90 84H91V83H90ZM104 84H106V82H105ZM123 84L125 85V83H123ZM123 84H122V85H123ZM144 84H146V83L144 82ZM152 84H151V85H152ZM160 84H162V83L160 82ZM235 84H234V85H235ZM262 84H263V83H262ZM31 85H32V83H31ZM69 85H70V84H69ZM82 85L84 86V84H82ZM86 85L89 86L88 83H87ZM109 85H110V84H109ZM120 85H121V84H120ZM122 85H121V86H122ZM137 85H138V81H137ZM141 85H142V84H141ZM147 85H148V83H147ZM153 85H154L153 87H156V86H157V85H155V84H153ZM163 85H165V83H164ZM257 85H258V83H257ZM263 85H264V84H263ZM9 86H10V87H9ZM59 86H60V87H63V86H61V85H57V87L59 88L58 90L60 91L61 88H60ZM64 86H65V85H64ZM92 86H93V85H92ZM118 86H119V85H118ZM121 86H120V87H121ZM131 86H130V87H131ZM200 86H201V85H200ZM241 86H242V84H241ZM243 86H245V85L243 84ZM261 86H262V85H261ZM45 87H46V86H45ZM47 87H48V88H51V91H52V86L49 87V85H48ZM54 87H55V86H54ZM72 87H73V86H72ZM89 87H90V86H89ZM111 87H112V86H111ZM116 87H115V88H116ZM130 87H129V88H130ZM139 87H141V86H139ZM139 87H138V88H139ZM150 87H151V86H150ZM153 87H152V89H150L151 91L157 89L158 87L160 88L159 85H158V87L155 88V89H153ZM165 87H167V86H164V88H163V89H160V90H158V89H159V88H158L157 90H158V92L161 94L162 97H163L162 93H166V94H164V97H165V95L169 97V93H167V92H170L169 90L167 91V89H169V88H166V90H165ZM196 87H197V86H196ZM202 87H203V86H202ZM202 87H200V88L202 89ZM259 87H260V84H259ZM55 88H56V87H55ZM65 88H67V86H65ZM65 88H64V89H65ZM68 88H69V86H68ZM68 88H67V89H68ZM82 88L84 89V87H82ZM108 88H109V86H108ZM122 88H123V87H122ZM127 88H128V87H127ZM145 88H146V90H147V87H145ZM161 88H162V87H161ZM244 88H246V87H244ZM253 88H255V86H254ZM260 88H261V87H260ZM39 89H40V88H39ZM56 89H57V88H56ZM86 89H87V88H86ZM109 89H112V88H109ZM109 89H108V90H109ZM148 89H149V88H148ZM241 89H242V88L240 87V91H239V92L242 91ZM251 89H252V88H251ZM251 89L249 88L250 91L248 90L250 93L253 92V91H255V90H253V89H252V90H253V91H252ZM10 90H11V91H10ZM31 90H33V89H31ZM54 90H55V89L53 88V92L56 94V91H58V90H56V91H54ZM92 90H93V89H92ZM119 90H120V89H119ZM139 90L141 91L142 89L139 88L138 90H136V93H137V91L139 92ZM144 90H145V89H144ZM150 90H148V91H150ZM157 90H156V91H157ZM171 90H172V89H171ZM199 90H200V89H199ZM199 90H198V91H199ZM203 90H204V89H203ZM243 90H244V89H243ZM258 90H259V89H258ZM260 90L263 91V89H260ZM14 91H13V92H14ZM49 91H50V90H49ZM51 91H50V92H51ZM64 91H65V90H63V92H64ZM86 91H87V90H86ZM89 91H90V90H89ZM109 91H110V90H109ZM133 91H134V89H133ZM161 91H163V92H161ZM164 91H165V92H164ZM166 91H167V92H166ZM205 91H206V90H205ZM261 91H260V92H261ZM13 92H12V94H13ZM29 92L31 93L32 97H31V95H30ZM44 92H45L46 95L48 94V93H46V91H44ZM50 92H49V94L47 95V97L50 95ZM134 92H135V91H134ZM201 92H202V90H201ZM201 92H200V93H201ZM258 92H259V91H258ZM17 93L15 92V93H14L15 95H14V94H13V95H14L15 97H17V96H16ZM54 93H53V95H54ZM61 93H62V92H61ZM112 93H113V92H112ZM120 93H122V90L120 91ZM149 93H152V92H147V91H146V93H144V94H142V95H143V96H144V95L146 96V94H149ZM154 93H155V92H154ZM172 93H173V92L171 91V97L173 96V94H176V92H174L173 94H172ZM200 93H199V94H200ZM208 93H209V92H208ZM41 94H42V93H41ZM58 94H59V93H58ZM63 94H65V93H63ZM63 94H62V96H63ZM88 94H90V92H88ZM88 94H87V95H88ZM114 94H115V95H114ZM114 94H110L111 96L114 95V96L111 98V99H114V103H113L112 100H110V101H112L111 103H113L112 105L115 104V107H113V108H118V107H120V106H121L120 108H123V107H124V104H126L125 102H122L123 107H122V105H119V104H117V107H116V103H117V102L120 103L121 101L119 102V100H122V99H120V96H119L120 94L118 93V90H117V89H116V91H115V89H114ZM122 94H123V93H122ZM124 94H125V93H124ZM124 94H123V95H124ZM132 94H133V92H132ZM134 94H135V93H134ZM134 94H133V95H134ZM152 94H153V93H152ZM155 94H157V95H155ZM155 94L151 95V98H153L154 100H155V98H156V99L159 98L158 93L156 92ZM167 94H168V95H167ZM243 94H244V93H243ZM245 94H246V93H245ZM13 95H11V96H13ZM37 95H39V96H37V99H38V97L41 98V97L43 96V94H42L41 97H40V94H37ZM53 95H52V96H53ZM56 95H57V94H56ZM90 95L92 96L93 94H90ZM135 95H136V94H135ZM135 95H134V96H135ZM138 95H139V94H138ZM138 95H137V96H138ZM202 95H203V94H202ZM202 95H201V96H202ZM249 95H250V94H249ZM258 95L261 96V93H258ZM44 96H45V95H44ZM50 96H51V95H50ZM137 96H136L135 99H134V98H133V99H134V100H137ZM149 96H150V94H149ZM152 96H156V97H152ZM157 96H158V98H157ZM174 96H175V95H174ZM174 96H173V97H174ZM178 96H179V95H178ZM204 96H205V94L203 95V98H201L200 96H199V97L201 98V102H202V103L204 102L205 105L207 106V104H206V100H207V99H206V96H205V99H204ZM256 96H257V95H255V97H256ZM263 96H264V95H263V93H262V96H261V97H263ZM5 97H6V98H5ZM15 97H14L15 102H18L19 100L17 101ZM87 97H89V96H87ZM102 97H103V95H102ZM132 97H133V96H132ZM138 97H142V96H138ZM146 97H147V96H146ZM164 97H163V98H164ZM171 97H170V99H168L169 101L171 100L170 102H167V100H165L164 102H167L168 105H170L169 103H172L171 105H173V104L176 105V102H173V101H175V100H174L173 98H171ZM98 98H101V96H100V97H97V99H98ZM122 98H123V96H122ZM143 98H144V97H143ZM147 98H148V97H147ZM176 98L178 99L179 97H177V95H176ZM191 98H192V97H191ZM249 98L253 99L252 97H249ZM249 98L247 97V99H249ZM263 98H264V97H263ZM263 98H262V99H263ZM9 99H10V97H9ZM11 99H12V98H11ZM18 99H19V98H18ZM22 99H21V101H22ZM53 99H54V98H53ZM90 99H93V98H90ZM101 99H102V98H101ZM101 99L98 100V101H99L98 103H105L104 105H106V103H107V105H108V102H109V101H107V102L103 101V102H102ZM140 99H141V98H140ZM165 99H167V97H166ZM172 99H173V100H172ZM177 99H176V100H177ZM203 99H204L205 101H202ZM14 100H13V103H14V104H17V103L14 102ZM38 100H40V99H38ZM51 100H52V98H51ZM60 100H61V99H60ZM60 100H59V101H60ZM102 100H103V99H102ZM123 100H124V98H123ZM138 100H139V99H138ZM147 100L149 101L150 98L147 99ZM180 100H181V98H180ZM180 100H179V101H180ZM190 100H192V99H188L189 103H190V104H193V103H191ZM245 100H246V99H244V103H243V105L245 104ZM263 100H264V99H263ZM11 101H12V100H11ZM11 101H10V102H11ZM21 101H20V102H21ZM56 101H57V100H56ZM61 101H62V100H61ZM94 101H96V97H95ZM100 101H101V102H100ZM139 101H140V100H139ZM193 101H195V99H193ZM193 101H192V102H193ZM254 101H255V100H254ZM254 101H253V102H254ZM25 102H24V103H25ZM35 102L37 103V100H36ZM38 102H39V101H38ZM126 102H127V101H126ZM177 102H178V100H177ZM181 102H182V101H181ZM207 102H208V101H207ZM256 102H257V101H256ZM13 103H12V104H13ZM18 103H19V102H18ZM22 103H23V102H22ZM51 103H52V102H51ZM58 103H59V102H58ZM63 103H64V102H63ZM66 103H68V102H65V105H66ZM70 103H71V102H70ZM93 103H94V102H93ZM109 103H110V102H109ZM111 103H110V105H111ZM196 103H197V102H196ZM9 104H11V103H9ZM54 104H55V100H54ZM56 104H57V103H56ZM61 104H62V103H61ZM61 104H58V105H61ZM127 104H128V103H127ZM130 104H131V102H130ZM150 104H151V103H150ZM152 104H153V103H152ZM165 104H166V103H165ZM167 104H166V105H167ZM190 104H189V105H190ZM253 104H254V103H253ZM58 105H57V106H58ZM62 105L64 106V104H62ZM93 105H94V104H93ZM99 105H100V104H99ZM107 105H106L105 107H107ZM118 105H119V106H118ZM168 105H167V106H168ZM175 105H174V106H175ZM203 105H204V104H203ZM205 105H204V106H205ZM247 105H248V104L246 103L245 106H247ZM261 105H263V104H261ZM55 106H56V105H54V107H55ZM66 106H67V105H66ZM66 106H65V107H66ZM100 106H102V105H100ZM177 106L179 107V109H181L180 107H181L182 105L180 104V106H179V105H177ZM177 106H176V107H177ZM190 106H191V105H190ZM54 107H53V108H54ZM126 107H127V105H126ZM126 107H125V108H126ZM128 107H129V105H128ZM128 107H127V108H128ZM136 107H137V106H135L134 108H136ZM47 108H48V107H47ZM58 108H59V106H58ZM66 108H67V107H66ZM72 108H73V107H72ZM107 108H108V107H107ZM125 108H124V109H125ZM127 108H126V109H127ZM139 108H140V107H139ZM248 108H249V107H248ZM50 109H51V108H50ZM55 109H57V108H55ZM63 109H64V108H63ZM63 109H61V110L63 111ZM108 109H109V108H108ZM111 109H112V108H111ZM129 109H130V107H129ZM132 109H133V106H132L131 110H132ZM182 109H183V107H182ZM58 110H59V109H58ZM136 110H137V109H136ZM140 110H141V109H140ZM48 111H49V110H48ZM64 111H66V110H64ZM64 111H63V113H64ZM115 111H116V110H115ZM120 111H121V109H120ZM122 111H123V110H122ZM132 111L134 112V110H132ZM132 111H130V112H132ZM138 111H139V110H138ZM138 111H137V112H138ZM70 112H71V111H70ZM72 112H73V111H72ZM116 112L119 113V110L116 111ZM130 112H129V113H130ZM139 112H141V111H139ZM59 113H61V111H60ZM63 113H62V114H63ZM118 113H117V114H118ZM67 114H68V113H67ZM107 114H110V115H111V113H107ZM119 114L121 115V113H119ZM131 114H132V113H130V115H131ZM64 115H66V113H64ZM64 115H63V116H64ZM115 115H116V114H115ZM163 115L165 116V119H167V117H166L167 114H165L164 111H163ZM59 116H61L60 118H62V119L59 118V121H56V122H57V123L59 122V124H60L61 126H63V127H68L67 129H68L69 131H71V129H72V127H73V126H72L73 124L71 123L72 125H69V124H67V122H66V121H68L69 117L71 116V113H70V116H69V114H68V115L65 116L64 118L62 117V115H59ZM84 116H85V115H84ZM84 116H83V117H84ZM67 118H68V119H67ZM87 118H88V117H87ZM131 118H132V117H131ZM83 119H84V118H83ZM113 119H114V118H113ZM137 119L139 120V119H141V118L138 116V118H136V119H130L131 122H130L129 120H128V122H129L130 125H131V123L133 122L132 125H131V127H133V125H134V127H133L134 129H132L133 131H137V130H135V129H140V128H141V129L138 131L139 133L137 132V134H136V132H134V134H135L136 136H138L137 138H140L143 134H145V136L148 134L147 132H148L149 128H147V129L144 128V129L147 130V131L145 130V132H146L147 134H146V133H143V134H142L141 131L144 130V129H143L142 127H140V126H137L136 123H134L135 121L137 122ZM56 120H58V119H56ZM84 120H86V118H85ZM84 120H83V121H84ZM90 120H91V119H90ZM95 120L97 121V124L102 125V124L99 122L98 119H95ZM95 120H94V121H95ZM102 120H103V119H102ZM184 120H185V119H184ZM35 121H36V120H35ZM86 121H87V120H86ZM86 121H84L85 124H86V126L88 125L89 128L91 129V131H92L93 133H95V134L97 135V137H98V129H99V126H98V127L95 126V125H96V124H95L96 121H95V122H94L93 120H92V122H91V121H90V122H89V121L86 122ZM165 121H166V120H165ZM21 123H22V122H21ZM21 123H17V124H16L17 127H18V125H19V127H20V129H21L22 131H23V130H26L27 128L23 127V124H21ZM36 123H37V121H36ZM36 123H35V124H36ZM103 123H104V121H103ZM165 123L168 124L167 122H165ZM20 124H21V125H20ZM105 124H106V123H105ZM16 125H15V126H16ZM57 125H58V124H57ZM106 125H107V124H106ZM141 125H143V124H141ZM35 126H36V125H35ZM88 126H87V127H88ZM108 126H109V125H108ZM135 126H137V127H135ZM17 127H16V128H17ZM36 127H37V126H36ZM53 127H54V126H53ZM102 127H103V125H102L100 128H102ZM166 127H168V126L166 125ZM14 128H15V127H14ZM16 128H15V129H16ZM103 128H104V127H103ZM103 128H102V130H103ZM107 128H108V127H107ZM53 129H55V128H53ZM56 129H58V128H56ZM73 129H74V128H73ZM0 130H1V129H0ZM102 130H101V131H102ZM101 131H100V129H99V132H101ZM60 132H61V131H60ZM71 132H72V131H71ZM142 132H143V131H142ZM222 132H223V131H222ZM2 133H3V132H2ZM2 133H1V131H0V138H1V137L3 138V136H1ZM75 133H76V132H75ZM102 133H103V132H102ZM149 133H150V132H149ZM219 133H220V131H219ZM3 134H4V133H3ZM77 134H78V133H77ZM80 134H81V132H80ZM82 134L85 135V133H82ZM82 134H81V135H82ZM100 134H101V133H100ZM100 134H99V135H100ZM141 134H142V135H141ZM150 134H151V133H150ZM78 135H79V134H78ZM84 135L82 136V140H83V141H82L80 138L77 139V140L80 139L81 142H82L81 144H77L78 142L76 143V146H77V145H78V146L80 145V147H76V146H75V148H74V147H72V145L70 144L71 150H72V148H74V149L72 150L73 153H74V151H75L76 149H78V148H79V150H80L81 145L83 146V143L85 142V141H84L85 138H83ZM130 135H131V136H130L131 139H134L133 136H132L133 134H130ZM135 135H134V136H135ZM205 135H206V132H205ZM102 136H103V135H102ZM145 136H143V138H142V137H141V138H142V140H144V144L146 145V143L148 142L147 140H148V138L151 137V135H147L146 140L144 139ZM206 136H207V135H206ZM213 136H214V135H213ZM79 137H80V136H79ZM130 137H129V138H130ZM214 137H215V136H214ZM11 138H12V137H11ZM135 138H136V137H135ZM137 138H136V140H137ZM3 139H4V138H3ZM261 139L264 141L263 136L261 137ZM1 140H2V139H1ZM1 140H0V141H1ZM9 140H10V139H9ZM80 140H79V141H80ZM262 140H261V142H262ZM61 141H62V143H63V141H65V140L63 139V140H61ZM66 141H67L66 143H69V142H70V140H68V139H67ZM145 141H146V143H145ZM6 142H7V141H6ZM11 142H12V141H11ZM142 142H143V141H142ZM7 143H8V142H7ZM7 143L3 144V145H4V146H3L4 148L6 147V144H7ZM13 143H14V142H13ZM58 143H59V142H58ZM64 143H65V142H64ZM66 143H65L66 146L69 145V144H66ZM109 143H110V142H109ZM113 143H114V145H115V141H112L111 144H108V143H107V147H108L109 145H110L109 148H111V146L113 147ZM250 143L253 144V141L251 140ZM0 144L2 145V141L0 142ZM10 144H11V143H9V144H7V145H10ZM101 144H102V143H101ZM101 144H100V145H101ZM104 144H105V143H104ZM104 144H103V145H104ZM141 144H142V143H141ZM148 144H149V142L147 143V145H148ZM150 144L154 145V147H153L152 145H150ZM150 144H149V146H152V147L154 148L153 150H155V148H156V147H155V144H154L153 142H151ZM251 144H249V145H251ZM259 144H261V143L259 142ZM11 145H12V144H11ZM57 145H58V144H57ZM63 145H64V144H63ZM103 145H101V146L103 147ZM119 145H120V144H118V147H119ZM261 145H262V144H261ZM116 146H117V145H116ZM116 146H115V147H116ZM120 146H121V145H120ZM123 146H124V145L122 144V147H119V149L122 150ZM149 146H148V147H149ZM257 146H259V145H257ZM11 147H12V146H11ZM11 147H8V146H7L6 148H7V150H8V148H11ZM60 147H61V146H60ZM70 147L67 146V148H70ZM148 147H147V148H148ZM152 147H151V149H152ZM183 147H184V146H183ZM229 147L231 148L232 146H229ZM240 147L245 148V149L247 150L248 145H243V146H240ZM246 147H247V148H246ZM260 147H261V146H260ZM263 147H264V146L262 145V148H263ZM12 148H13V147H12ZM57 148H58V146H57ZM61 148H62V147H61ZM65 148H66V147H64V150L67 149V148H66V149H65ZM103 148H104L103 150L105 151L106 145H105V147H103ZM242 148L240 149L239 154L243 152L244 149H242ZM250 148H251V149H250ZM254 148H255V149H254ZM16 149H17V148H16ZM106 149H107V148H106ZM173 149H176V148H173ZM182 149H183V148H182ZM233 149H236V148H233ZM233 149H232V150L230 149V150H228V151L231 152V151H233ZM249 149H250L249 151H252V150H253V151H254V150L256 151V150H258V148H256V147H253V149H252V145L249 147ZM263 149H264V148H263ZM13 150H14L15 152H13V151H12V153L9 152V153H11V154H10L11 157H12L15 153H17V150H15L14 148H13ZM48 150H49V149H48ZM48 150H47V148H46V152H47ZM69 150H70V149H69ZM149 150H150V148H149ZM187 150H188V149H187ZM192 150H193V149H192ZM196 150H197V152H194L193 154L191 153L192 151L190 152V153L193 155V157H194L195 159L197 158V156H196L195 154H198L199 149H196ZM217 150H218V149H217ZM236 150H238V149H236ZM260 150H261V148H260ZM9 151H11V150H9ZM57 151H60V149H57ZM81 151H82V148H81V150H80V155L78 156L79 158L81 157V155H83V154H87V153H88V151H85V153H82L83 151H82V152H81ZM104 151H99V150L96 151V152H97V155H98V159L96 160L97 162L95 161V164L93 163L94 161H93V162H90V165L93 164V169H94V172H95V173H94L95 176L97 175L96 178L94 177L95 180H99V178L97 179V177H98V173L101 175V174L103 173L102 171H104V170H102V169H104V167L101 166L100 164L105 165V164H103V163H105V161H104L105 158H106V163L108 162V161H107V158H109V157L112 158L111 160H113V159L117 160V159H116L117 156H115V153H116V152H114V155L112 156V155H110L109 153L107 154V152H110V150H109V151H105V152H104ZM150 151H151V150H150ZM150 151H149V152H150ZM185 151H186V149H185ZM188 151H189V150H188ZM194 151H195V150H194ZM214 151H215V150H214ZM220 151H221V150H220ZM222 151H223V150H222ZM225 151H226V149H225ZM225 151H224V153H225ZM228 151H227V152H228ZM238 151H239V150H238ZM241 151H242V152H241ZM253 151H252V152H253ZM255 151H254V152H255ZM118 152H119V150H118ZM151 152H152V151H151ZM170 152H171V151H170ZM170 152H169V155L171 156V153H170ZM174 152H175V151L173 150V153H174ZM186 152H187V151H186ZM186 152H185V153H186ZM217 152H218V151H217ZM229 152H228V153H229ZM252 152H248V153L251 154ZM256 152H257V151H256ZM259 152H260V151H259ZM263 152H264V151H263ZM23 153H24V152H23ZM38 153H39V152H38ZM103 153H105V155H104ZM156 153H158V152L156 151ZM156 153H155V154H156ZM183 153H184V152H183ZM214 153H215V152H214ZM234 153H235V152H234ZM237 153H238V152H237ZM244 153H247V152L245 151ZM244 153H242V154H244ZM248 153H247V154H248ZM260 153H261V152H260ZM21 154H22V152H19L18 154H15V156L17 155V156H16V159H15V156H13L14 159H15V161H17V157H18V160H19V163H20V164H19L18 162H15L14 164H15V165H16V164H19V167H18L19 169H21V168H26L27 165L32 166V165L30 164V163H31V161H30L31 159L29 160L27 157H25L26 155L24 156V157H25V158H24L23 156H21ZM24 154H25V153H24ZM39 154H40V153H39ZM39 154L36 153L37 156L43 157L41 154H40V155H39ZM66 154H67V153H66ZM158 154H159V153H158ZM219 154H220V152H219ZM262 154H264V153H262ZM87 155H91V156H92V154H90V152H89ZM107 155H108V156H107ZM109 155H110V156H109ZM169 155H167L168 158L170 159L169 161H171V159H172V161H173V160H174V159L172 158L173 156H172V157H169ZM172 155H175V154H172ZM198 155H200V154H198ZM215 155H216V154H215ZM215 155H214V156H215ZM220 155H221V154H220ZM235 155H236V154H235ZM245 155H246V154L242 155L243 158H245ZM248 155H249V154H248ZM184 156H185V155H184ZM190 156H191V155H190ZM195 156H196V157H195ZM225 156H226V155H225ZM225 156H224V158H225ZM232 156H234V155L232 154ZM246 156H247V155H246ZM262 156H264V155H262ZM86 157H87V156H86ZM149 157H150V156H149ZM155 157H156V156H155ZM158 157H159V156H158ZM211 157H212V156H211ZM226 157H227V156H226ZM229 157H230V156H229ZM229 157H228V158H229ZM235 157H236V156H235ZM239 157L242 158L241 155H239ZM256 157H258V156H256ZM26 158L28 159V161H29L30 163L27 162ZM32 158H33V157H32ZM76 158H77V157H76ZM119 158H120V156H119ZM119 158H118V161L120 160ZM126 158L128 159V157H126ZM126 158H125V159H126ZM151 158H152V157H151ZM153 158H154V156H153ZM153 158H152V159H153ZM174 158L176 159V157H174ZM188 158H189V156H188ZM188 158L186 157V159L184 158V160H187ZM237 158H238V155H237ZM243 158H242V159H243ZM253 158H254V157H253ZM253 158H252V159H253ZM12 159H13V158H12ZM14 159H13V161H14ZM182 159H183V157H182ZM197 159H199V157H198ZM109 160H110V159H109ZM188 160H189V159H188ZM222 160L224 161V160H226V158H225V159L222 158ZM249 160H251V159H249ZM255 160H256L257 162L260 161V159H258V158H255V159H253V160H251V161H252V162H253V161L255 162ZM78 161H80V159H79ZM118 161H116V162H118ZM153 161H154V160H153ZM172 161H171V162H172ZM176 161H177V159H176ZM178 161H180V160H178ZM178 161H177V164H176V165L180 166V163H182L183 160H181L180 163H178ZM197 161H198V160H197ZM227 161H228V159H227ZM229 161H231V160L229 159ZM235 161H236V160H235ZM76 162H77V161H76ZM120 162H122V161H120ZM125 162H126V161H123V163H125ZM167 162H168V161H167ZM174 162H175V160L173 161V164H174ZM186 162L188 163V161H186ZM186 162H184V163H186ZM214 162H216V160H214ZM217 162H218V161H217ZM220 162H221V161H220ZM233 162H234V161H233ZM236 162H237V161H236ZM236 162H235V163H236ZM241 162H242V161H241ZM262 162H263V161H262ZM12 163H13V162H12ZM27 163H28V164H27ZM91 163H92V164H91ZM123 163H122V164H123ZM126 163H128V162H126ZM153 163H154V162H153ZM163 163H165V162H163ZM168 163H169V164H168ZM168 163H167V165L169 166V165H170V162H168ZM184 163L182 164L183 166L185 165ZM187 163H186V164H187ZM196 163H197V162H196ZM222 163H224V162H222ZM222 163H221V167H220V164H218L219 166H216L217 164H216V165L213 164L212 168L214 167V168H219V169H217V170L214 169V168L211 169V170H214L212 173L217 172V171H219V170L221 171V168H222L223 170H222L221 172L224 173L223 175L226 174V175H227V178L229 179V176H230L229 172H226V173H225V171H224V169L226 168V166H225V165H226V162L224 163L225 165H223L224 167H222ZM258 163H259V162H258ZM258 163H256V164H258ZM120 164H121V163H120ZM128 164H129V163H128ZM151 164H152V163H151ZM227 164H229V162H228ZM259 164L261 165V162H260ZM259 164H258V165H259ZM262 164H263V163H262ZM96 165H97V166H98V165L101 166V167H100L101 172L99 171V169H96ZM107 165H108V163H107ZM171 165H172V164H171ZM171 165H170V167H171ZM214 165H215V166H214ZM229 165L231 166V165H233V164L230 163ZM238 165H239V164H238ZM29 166H28V167H29ZM163 166H164V165H163ZM168 166H167V167H168ZM174 166H175V164H174ZM174 166H173V167H174ZM197 166H200V167H201L202 164L197 165ZM205 166H206V167H205ZM205 166H202L204 169H203V168H202V169L200 168V170H199L197 167H195L196 169L194 168L195 170H187V171H189V172H188V174H186L185 176H183V175L181 176V173H180V176H179V177H180V178L183 177V179L179 180V179H178V176L176 177V179H173V180H175V181L178 179L179 181L174 182L176 186H172V185H171V187H174V188H172L171 191H174L175 188H176V190H177V191L175 190L176 192H178V191H181V192H182L184 189L187 190L186 188L189 189V186H192V184H191L192 181H190V180H192V178H193L194 176L197 177V178L200 176L201 179H198V180H199V181L201 180V181L203 182V181H204L203 179L205 178L204 176H206V174H204V173L208 171V170H207V171H204V170H206V168H208V166H210V164H209V165L207 164V165H205ZM230 166H228V167H230ZM239 166H240V165H239ZM20 167H21V168H20ZM98 167H99V166H98ZM150 167L152 168V166H150ZM173 167H172V169H173ZM181 167H182V166H181ZM228 167H227V168H228ZM234 167H237V169H238V166H234ZM255 167H256V165H255ZM262 167H263V166H262ZM3 168H5V167H3V165H2V166L0 165V226H1V227H2V226H5V224H7V222H8L7 220L10 219V220L13 221V222H12V223H9V222H8V224H7L6 226H7V227L10 226L9 229H11V228H13V227H15V228H14V229H11V232H10L9 230H6V229H8V228H5L4 230H3V229H0V264H25L23 258H21V253L19 254V253H18L17 251H15V250L13 249V247H12V242H13V240H12L13 235H12V234H16L17 237H22V235H25V234H26V235H30V234L33 235V234H34V231H35V232L37 231V230H35L36 227H35L34 225H33V227H32L31 225H28V224L25 225L26 222L24 221L25 223H23V220H22V219H23L22 215L24 214V211H23V209H24V205H27V202H26L27 200L23 199L24 197L22 198V196L25 195V194H23V193H24V189H22V188H24L23 185H25V186L27 185V184H25V183H27L28 178H26V179H25L26 182L23 181L24 183L22 184V183H21V182H22V179L20 180V178H18V179H16V180H14L15 178H13V177L8 178V176H9L8 171H9V170H8L7 167H6V168H7V169H6L7 171L4 170ZM29 168H30V167H29ZM29 168H28V169H29ZM168 168H169V167H168ZM168 168H167V169H168ZM242 168H243V167L241 166V169H242ZM26 169H27V168H26ZM28 169H27V171H28ZM32 169H33V171L35 170L33 167H32ZM66 169H67V168H66ZM208 169H210V167H209ZM239 169H240V168H239ZM241 169H240V171H241ZM259 169H260V168H259ZM262 169L264 170V168H262ZM96 170H97L98 172H97ZM170 170H171V169H170ZM175 170H176V169H175ZM196 170H197V172H199L198 174H197ZM187 171H186V172H187ZM190 171H192V173H193L194 175H193L192 173H190ZM200 171H202V172L200 173ZM220 171H219V172H220ZM171 172L173 173V171H171ZM195 172H196L197 175H195ZM209 172H210V170H209ZM221 172H220V174H221ZM230 172H231V171H230ZM233 172H234V171L232 170V174H233ZM245 172H247V171H245L244 168H243V171L241 172V175H240V173H238V175H239V176H242V173H245ZM24 173H25V171H24ZM34 173H35V172H34ZM36 173H37V171H36ZM49 173H50V172H49ZM49 173L47 174V177H48V178L50 177L49 179L53 180L52 174H51V173L49 174ZM153 173H154V172H153ZM156 173H157V172H156ZM207 173H208V172H207ZM227 173L229 174V176H228ZM247 173H248V172H247ZM247 173H245V175H248V176H249V174H247ZM249 173H250V176H249V178H248V176H246V179H247V178H248V180L250 179L251 182H246V183H249L248 186L255 185L256 182H258V180L260 179V176H258L259 178H257V179H258V180H257L256 177L254 176V175L256 174L255 172H254V173H255L254 175L251 174L252 172H249ZM7 174H8V176H7ZM37 174H38V173H37ZM168 174H169V173H168ZM170 174H171V173H170ZM191 174H192V175H191ZM200 174H201V175H200ZM208 174L210 175V173H208ZM208 174H207V175H208ZM236 174H237V173H235V175H236ZM157 175H158V174H157ZM157 175H156V176H157ZM173 175H174V174H173ZM209 175H208V177L206 176L207 179H209L210 177H211V178L214 177V176H213V177H212V176L209 177ZM214 175H215V173H214ZM218 175H219V174H218ZM218 175L216 174V181L219 183V181H221V180H219V181L217 180V179H218ZM223 175H222V176H223ZM259 175H260V174H259ZM10 176H11V175H10ZM34 176H35V174H34ZM36 176H37V175H36ZM101 176H102V177H100V178H101L102 180L96 181L98 184H100L101 181H103L104 183H109V181H108L109 178H108V177L110 176V173H108V171H106V173H105V171H104V173H103ZM168 176H169V175H168ZM232 176H233V175H232ZM256 176H257V175H256ZM22 177L24 178L25 175L21 176V178H22ZM37 177H38V176H37ZM37 177H35V179H37ZM157 177H159V176H157ZM163 177H164V178H168V177H166V175H164ZM195 177H194V178H195ZM202 177H204V178H202ZM233 177H234V176H233ZM233 177H231L230 179H232ZM11 178H13V179H11ZM82 178H83V180L86 182V179H85V176H84V175L82 176ZM211 178H210V179H211ZM219 178H222V177L219 176ZM223 178H224V177H223ZM227 178H226V179H227ZM263 178H264V177H262V179H263ZM207 179H205V180H207ZM228 179H227V180H228ZM37 180H38V179H37ZM169 180H170V179H169ZM212 180H213V179H212ZM235 180H236V178H235L234 180L232 179L233 183L235 182ZM14 181H15V182H14ZM20 181H21V182H20ZM33 181H35V180H33ZM41 181H42V179H41ZM41 181H40V185L42 184ZM154 181H155V180H154ZM156 181H157V179H156ZM156 181H155V182H156ZM213 181H214V180H213ZM222 181H223V180H222ZM222 181H221L219 184H221ZM230 181H231V180H230ZM245 181H246V180H244V181L241 180L242 183H245ZM259 181H260L261 183H264V179H263V181H262V180H259ZM29 182H30V181H29ZM53 182H54V181H53ZM122 182H123V179H121V180H119V181H117V180H113V181L111 182V188L115 191V189H116L118 186H120V184H121ZM159 182H161V180H160ZM193 182H194V181H193ZM209 182H210V181H209ZM239 182H240V180H239ZM31 183H32V181H31ZM36 183H37V182H36ZM119 183H120V184H119ZM156 183H157V182H156ZM174 183H173V184H174ZM194 183H195V182H194ZM206 183H208V182H206ZM212 183H213V182H212ZM218 183H217V184H218ZM261 183H260V184H261ZM51 184H52V182H51ZM157 184H158V183H157ZM161 184H162V183H161ZM161 184H160V185H161ZM204 184H205V183H204ZM204 184L201 183V185H202L205 189H204V188H197L195 185H194L192 188L190 187V189H194V188L196 187V188L194 189V191H195V190H196V191L198 190V191L200 192V190H201V191L203 192V191H205V190L207 189V186H205ZM208 184H210L211 186L209 187ZM208 184H207V185H208V188H209L208 190H210L211 188H213V190H210V191H209L210 193H209V192H205V193H208V194H210V195H211V191H212L213 193H214V190L216 191V188H215V187H220V185H219V186H217V185L214 186V185L211 184V183H208ZM214 184H215V183H214ZM222 184H223V183H222ZM228 184H229V182H228ZM234 184H235V183H234ZM237 184L240 185L241 183H238V182H237L236 185H237ZM182 185H183V186H182ZM185 185H187L186 188H185ZM229 185H232L233 187L235 186V185L232 184V182H231ZM241 185H242V184H241ZM245 185H246V184H245ZM28 186H29V185H28ZM158 186H159V185H158ZM177 186H182V187H184V188L182 189V188L180 187V190H179V188L177 189ZM213 186H214V187H213ZM227 186H228V185H227ZM232 186H231V187H232ZM242 186H244V185H242ZM221 187H222V186H221ZM233 187H232V189L234 190ZM236 187H237V186H236ZM236 187H235V189H238V188H239V186H238V188H236ZM25 188H27V190H28V188H30V187H25ZM161 188H162V187H161ZM151 189H152V188H151ZM151 189H149V191H147L149 197H150V195L152 194V193H150V192H151ZM155 189H156V188H155ZM158 189H159V188H157V190H158ZM162 189H165V188L163 187ZM181 189H182V190H181ZM217 189H218V188H217ZM220 189H221V188H220ZM160 190H161V189H160ZM221 190H222V189H221ZM221 190H220V192H221L222 194H224V192H222ZM28 191H30V190H28ZM163 191H165V190H163ZM163 191H162V192H163ZM196 191H195V192H196ZM198 191H197V193H198ZM25 192H26V194H27V191H26V190H25ZM156 192H157V191H156ZM156 192H153V194L155 195ZM183 192H184L185 196H183L184 194H182L180 197L183 196V197H184L183 199L185 200V198H186L187 196H189V195H187V194L185 193V191H183ZM195 192H194V193H195ZM238 192H240V190H239ZM238 192H237V193H238ZM241 192H242V190H241ZM179 193H180V192H179ZM197 193L194 194L195 196L197 195L196 197H198V196H199V197H200V196H201V197H204V196L202 195V193H201V195H199L200 193H199V194H197ZM217 193H219V192H217ZM235 193H236V192H235ZM235 193H234V194H235ZM20 194H22V196H20ZM101 194H104V193H101ZM101 194H100L99 197H100V198L104 197V196H102ZM116 194H118V193H116ZM136 194H137V193L134 192V195H128V198L132 201V203H133V205H134V208L137 209V210H135V211L137 212L138 209H139V207H140V205L137 204V203H140V202H138L140 199H138L139 197H137ZM153 194H152V195H153ZM222 194L219 193V195H222ZM228 194H229V193L227 192V194H224V195H228ZM230 194H231V193H230ZM230 194H229V195H230ZM239 194H240V193H239ZM239 194L237 195V196H238V199L241 198V197H239V196H240ZM241 194L243 195V193H241ZM28 195H29V193H28L26 196H28ZM137 195H138V194H137ZM152 195H151V197H152ZM154 195H153V196H154ZM165 195H166V194H165ZM231 195H232V194H231ZM235 195H236V194H235ZM244 195H245V194H244ZM5 196H6V197H5ZM55 196H57V198H58V195H57V194H56ZM160 196H161V195H160ZM163 196H164V195H162V197H163ZM167 196H168V195H167ZM206 196H207V194H206ZM237 196H235V197L231 196V197L236 198L235 200H237ZM3 197H4V198H3ZM19 197H20V199H19ZM59 197L62 199V198L65 197V196H59ZM154 197H155V196H154ZM208 197H209V196H208ZM208 197H207V199H208ZM231 197H230V200H232ZM243 197H244V196H242V198H243ZM5 198H6V199H5ZM7 198H8V200H7ZM25 198H26V197H25ZM60 198L58 199L60 202H62V201L64 202V200L68 199V198H66V199L60 200ZM91 198H93V196H92ZM152 198H153V197H152ZM177 198H178V197H177ZM194 198H195V197H194ZM245 198H247L246 195H245ZM2 199H3V200H2ZM21 199H22L24 202H23ZM26 199H28V201H30V200L32 201V199H30V196H29L28 198H26ZM89 199H90V196H89L88 198H86L87 206H88V204H90V202H91V200H89ZM103 199H104V198H103ZM156 199H157V201H158V199H160V198H156ZM156 199H154V200H155V203H157ZM175 199H176V198H175ZM175 199H174V200H175ZM187 199H188V198H186V200H187ZM225 199H227V198H225ZM5 200H6V202H5ZM70 200H71V199H70ZM151 200H152V199H151ZM151 200L148 202V204H147L146 202H145L146 204H145L144 202H142V204H145V206H144V211H145V212H146L145 208H146V209H149V207H151V205H152ZM176 200H177V199H176ZM176 200H175V201H176ZM180 200H181V199H180ZM193 200H196V199H193ZM228 200H229V199H227V201H228ZM241 200H242V199H241ZM241 200L239 199V200H237V201L240 202ZM245 200H246V199H245ZM247 200H248V199H247ZM247 200H246L245 202H247ZM9 201H10V203H12L11 206H9V205H10ZM11 201H12V202H11ZM13 201H14L15 203H14ZM31 201H30V202H31ZM37 201H38V200H37ZM56 201H57V200H56ZM102 201H104V200H102ZM136 201H137L136 204L139 206V207L137 206V208H136V206H135V205H136V204H135ZM159 201H160V200H159ZM159 201H158V202H159ZM243 201H244V200H243ZM67 202H68V201H67ZM72 202H73V201H72ZM74 202H75V201H74ZM74 202H73L72 204H74ZM78 202H79V201H78ZM152 202H153V204H154V201H153V200H152ZM163 202L165 203L164 199H163V201L161 202V204H162ZM169 202H170V201H169ZM189 202H190V201H188V205H189ZM229 202H230V201H229ZM231 202H233V201H231ZM241 202H242V201H241ZM245 202H244V203H245ZM7 203H9V205H8ZM13 203H14V204H13ZM19 203H22V205H23V203H24L23 207H21L22 205L19 204ZM34 203H35V202H34ZM58 203H59V202H58ZM75 203H77V201H76ZM175 203H176V202H175ZM183 203H184V201H183ZM192 203H193V202H190V204H192ZM235 203L238 204L236 201H235ZM244 203H243V204H244ZM60 204H61V203H60ZM60 204H58V205H60ZM72 204L70 203V205H72ZM80 204H81V203H80ZM80 204H79V205H80ZM103 204H104V203H103ZM142 204H141V206H143ZM149 204H150V206H149ZM161 204H160V205H161ZM165 204H166V203H165ZM165 204H163V206H164ZM169 204H170V203H169ZM171 204H172V203H171ZM171 204H170V205H171ZM179 204H180V203L175 204V205L177 206V205H179ZM240 204H242V203H240ZM13 205H15V206L13 207ZM79 205L77 204L76 206H79ZM180 205H183V204L181 203ZM180 205H179V206H180ZM192 205H193V204H192ZM30 206L33 208L32 205H30ZM30 206H29V207H30ZM74 206H75V205H74ZM74 206H73V208H72V207L70 208V211H71V209H73L74 211H76ZM81 206H82V204L80 205L79 210H80V212H81L82 215H81L80 212H78V211H76V215H78V216L81 215V216H82L81 218H83V219L85 220V223H87L90 227L93 226V223H94V222H98V224L101 225L100 222H103V218H102V221H101V220L99 221L98 219H96L97 216H95V218H94L92 212H90V213H92V214H90V213L88 214V212H87V214H86V212H85L86 210L84 209V207H81ZM83 206H84V205H83ZM90 206H91V204H90ZM93 206H94V205H93ZM148 206H149V207H148ZM163 206H162L161 209H163ZM172 206H174V205L172 204ZM172 206H171V207H172ZM193 206H194V205H193ZM232 206L234 207V205H232ZM12 207H13V208H12ZM25 207H26V206H25ZM59 207H60V206H59ZM166 207H167V205H166ZM166 207H165V208H166ZM169 207H170V206H169ZM188 207H189V206H188ZM10 208H12V209H14V210L17 209V211H15L16 213L13 214V212L10 210ZM81 208H82V211H81ZM91 208H92V207H91ZM140 208H141V207H140ZM155 208H156V207H154V211L151 210V211L153 212L152 214H155V213H154V212H155ZM191 208H192V207L190 206L189 209L191 210ZM229 208H230V207H229ZM229 208H228V209H229ZM231 208H232V207H231ZM25 209H27V207H26ZM29 209H30V208H29ZM29 209H27V210H29ZM83 209H84V211H83ZM141 209H142V208H141ZM156 209H157V208H156ZM9 210H10V212H9ZM27 210H25V212H26ZM157 210H158V209H157ZM163 210H164V209H163ZM184 210H186V208L181 209L182 212H184ZM229 210H230V209H229ZM229 210H228V213H229ZM74 211H73V212H74ZM89 211H90V210H89ZM140 211H141V210H140ZM158 211H159V210H158ZM164 211H165V210H164ZM164 211H160V214H161L162 216H163L164 214H166ZM179 211H180V209H179ZM179 211H178V212H179ZM188 211H189V210H188ZM84 212H85V213H84ZM141 212H142V211H141ZM145 212H144V213H145ZM162 212H164V213L162 214ZM247 212H248V210H247L245 213H246V214H250V213H251V212H249V213H247ZM10 213L13 214V215H11ZM77 213H78V214H77ZM156 213L159 214L158 212H156ZM190 213H191V212H190ZM198 213H199V212H198ZM198 213L196 212V215H198ZM15 214H16V215H15ZM26 214H27V212L25 213V217H27ZM32 214H35L34 211H33ZM43 214H44V213H43ZM57 214H59V212H58ZM138 214H140L139 211H138ZM142 214H143V213H142ZM142 214H140L141 216H140V215H137V216L135 215V217H138V216H139L137 220H140L141 217H144V214H143V215H142ZM146 214H147V212L145 213V215H146ZM152 214H151V215H152ZM157 214H155V215H157ZM160 214H159V215H160ZM201 214H202V213H201ZM201 214H200V215H201ZM203 214H205V213H203ZM94 215H96V214H94ZM102 215H103V214H102ZM106 215H107V214H106ZM106 215H103V216H106ZM183 215H184V214H183ZM185 215H187V214H185ZM194 215H195V213H194ZM194 215L191 216L190 220L193 219V222H196V218H193ZM196 215H195V216H196ZM200 215H199V216H200ZM220 215H221V214H220ZM230 215H231L230 217H232V214H230ZM250 215H252V213H251ZM253 215H254V214H253ZM23 216H24V215H23ZM40 216H41V215H40ZM40 216L37 217V214H36L37 222H40V223H41V221H42V222L45 221L46 218H49L48 216L46 217V215H45V216L42 215L41 217H40ZM43 216H44V218H42ZM49 216H50V215H49ZM98 216H99V215H98ZM146 216H147V215H146ZM146 216H145V217H146ZM149 216H150V215H149ZM199 216H197V219L199 218ZM202 216H203V215H202ZM233 216H234V215H233ZM254 216H255V215H254ZM25 217H24V218H25ZM45 217H46V218H45ZM121 217H122V216H121ZM147 217H148V216H147ZM203 217H204V216H203ZM216 217H217V216H216ZM218 217H219V216H218ZM38 218H39V219H38ZM41 218L44 219V220H42ZM98 218H99V217H98ZM104 218H105V217H104ZM126 218H127V217H126ZM126 218H124V219H126ZM128 218H129V217H128ZM139 218H140V219H139ZM214 218H215V217H214ZM224 218H225V217H224ZM25 219H26V218H25ZM99 219H101V216H100ZM142 219H143V218H142ZM188 219H189V218H188ZM215 219H216V218H215ZM218 219H219V218H218ZM225 219H226V218H225ZM225 219H224V220H225ZM115 220H116V219H115ZM135 220H136V219H135ZM146 220H147V219H146ZM198 220H199V219H198ZM220 220H221V218H220ZM5 221H6V223H5ZM87 221H88L89 223H88ZM116 221H117V220H116ZM141 221H142V220H141ZM2 222H4V223H2ZM117 222H118V221H117ZM122 222H123V221H122ZM122 222H121V224H122ZM144 222H146V221H144ZM147 222H148V221H147ZM237 222H238V221H237ZM237 222H236V223H237ZM241 222H242V221H241ZM1 223H2V225H1ZM15 223H16V225L14 226ZM22 223H23V224H22ZM121 224H119V222H118L116 225H121ZM233 224H234V223H233ZM27 225H28V226H27ZM39 225H40V224H39ZM49 225H50V224H49ZM91 225H92V226H91ZM132 225H133V224H132ZM52 226H53V225L51 224V227H52ZM54 226H56V225H54ZM134 226H135V225H134ZM30 227H31V228H30ZM34 227H35V228H34ZM57 227H58V226H57ZM234 227H235V226H234ZM238 227H239V226H238ZM238 227H237V228H238ZM54 228H55V227H54ZM237 228H234L235 231H238ZM239 228H240V227H239ZM242 228H243V227H242ZM256 228H257V227H256ZM256 228H254V229H255V232H254V231H253V232L255 233V235H257V234L260 235V234H261V231L259 230V228H257V229H256ZM52 229H53V228H52ZM52 229H51V230H52ZM60 229H61V228L59 227V228L57 229V231H56V228H55V231L58 232V230H59V232H63L62 230H63V229H66V228H63L62 230H60ZM53 230H54V229H53ZM74 230H75V228H74ZM242 230H243V229H242ZM252 230H253V229H252ZM261 230H262V229H261ZM3 231H4L5 233H2ZM6 231H9V232H6ZM42 231H43V230H42ZM66 231H67V230H66ZM240 231H241V230H239L238 233H239ZM39 232H41V231H39ZM56 232H55V233H56ZM78 232H81V231H78ZM247 232L250 233L251 231L249 230V231H247ZM257 232H258V233H257ZM259 232H260V233H259ZM6 233H9V234L12 233V234L10 235V236H12V237H11V238L8 237L9 234L7 235ZM32 233H33V234H32ZM66 233H67V232H66ZM66 233H65V234H66ZM236 233H237V232H236ZM63 234H64V232H63ZM246 234H247V233H246ZM253 235H254V234H253ZM204 236H209V235H208V234H205V232H204ZM204 236H203V239H204ZM212 236H213V235H212ZM263 236H264V235H263ZM177 237H178V236H176V239H177V241H180V244H181V247H182V246H183V243H182L183 241H181V236H180V239L177 238ZM209 237H210V236H209ZM80 238H81V237H80V235H79V236H78V239L80 240ZM211 239H212V237H210L209 240H211ZM236 239H237V238H236ZM260 239H262V237H260ZM212 240H213V239H212ZM186 241H187V240H186ZM203 241H204V240H203ZM206 241H208V240H206ZM213 241H214V240H213ZM217 241L219 242L220 240H217ZM217 241H216V242H213V244L218 243ZM225 241H226V240H225ZM231 241H232V242H231ZM233 241H234V239L230 237V239H228V242H227V243H228L229 245H230V244H231V245H232V244L235 245V243H236L237 246H238V245L240 246V244H238V243H240L241 241H239L238 243H237L238 240H235V241H234L235 243H233ZM208 242H209V241H208ZM210 242H212V241H210ZM229 242H230V243H229ZM220 243L224 244V246H223V252H224V251L226 252V251L228 250L227 247H229V246H228V245H225V244H227L226 242L224 243V242H221V241H220L219 244H220ZM241 243H242V242H241ZM209 244H210V243H209ZM213 244H211V245H209V246H213ZM222 244H221V245H222ZM231 245H230V247H229V250L231 251V255H232L233 252H234V254H236L235 252H237V251H238L237 253H239V255H242V254H244V253H243L244 251H246V250L249 249V248H247L248 246L246 247V245H245L244 247L247 248V249H244V248L242 247L244 250H242L241 247L239 248V246H238V248H237L236 245H235L234 247H232V249H231ZM241 245L243 246L244 244L242 243ZM185 246H186V245H185ZM185 246H184V247H185ZM216 246H217V245H216ZM218 246H219V245H218ZM226 246H227V247H226ZM172 247H173V246H172ZM184 247H183L182 249H185ZM186 247H188V246H186ZM190 247H193V246H190ZM190 247H189V249H190ZM224 247H225L226 250L224 249ZM169 248H171V247H169ZM179 248H180V247H179ZM208 248H209V247H208ZM211 248H212V247H210V249H208V250L210 251ZM214 248H215V247H214ZM233 248H234V249H233ZM236 248H237L238 250H237V251H234ZM263 248H264V247H263ZM180 249H181V248H180ZM180 249H179V251H180V255H182V257H185V256H186V255L184 256V252H185V251L182 250V253H183V254H181V250H180ZM217 249H219V248H217ZM221 249H222V247H221ZM186 250H188V249H186ZM260 250H261V249H259V250L257 251V253L261 252ZM13 251H14V252H13ZM188 251H190V250H188ZM188 251H187V252H188ZM193 251H194V250H193ZM230 251H229V252H230ZM241 251H242V252H241ZM262 251H263V253H264V249H262ZM12 252H13V253H12ZM191 252H192V251H191ZM213 253H214V251H213ZM240 253H241V254H240ZM185 254H186V253H185ZM224 254H225V253H224ZM246 254L248 255L249 252L247 251ZM254 254H255V253H254ZM254 254H250V257H249V256L247 257V255L243 257V261L245 262V264H257V262L254 261V256H251V255H254ZM13 255H14V256H13ZM149 255H150V254H149ZM175 255H177V254H175ZM188 255H189V253H188ZM239 255L237 254V256H235V257L237 258ZM226 256H227V255H226ZM228 256H229V255H228ZM255 256H256V254H255ZM149 257H150V258H153V256H149ZM210 257L212 258V256H209L208 258H210ZM256 257H257V256H256ZM185 258H186V257H185ZM231 258H233V257H231ZM171 259H173L172 261H174V262H178V261H179L177 264H180V262L182 261L180 258H179V259H180L181 261H180L178 258L175 259V260H176V261H175V260H174V257L171 258ZM241 259H242V258H241ZM256 259H258V258H256ZM256 259H255V260H256ZM19 260H20V261H19ZM58 260H59V259H58ZM187 260H188V261H187ZM189 260H190V259H185V260L183 259V262H181V264H183V263H188V262L191 263ZM209 260H210V259H209ZM213 260H216V259L212 258L211 261H213ZM186 261H187V262H186ZM205 261H206V260H205ZM205 261H204V259L200 260V262H203V263L206 264ZM258 261H259V260H258ZM17 262H18V263H17ZM200 262H199V263H200ZM213 262H215V264H217V263H218V260L213 261ZM56 263H57V262H56ZM259 263H260V262H258V264H259ZM58 264H59V263H58ZM174 264H175V263H174ZM200 264H202V263H200ZM260 264H261V263H260Z\"/></svg>", "mask_w": 264, "mask_h": 264}]
</instances>
